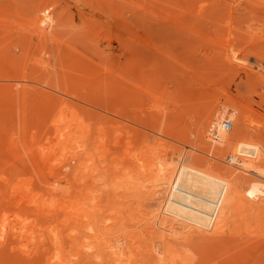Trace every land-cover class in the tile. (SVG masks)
Segmentation results:
<instances>
[{
	"label": "rangeland",
	"instance_id": "obj_1",
	"mask_svg": "<svg viewBox=\"0 0 264 264\" xmlns=\"http://www.w3.org/2000/svg\"><path fill=\"white\" fill-rule=\"evenodd\" d=\"M12 1H14V0H12ZM12 1L11 0H8V1L7 0H0V9H1L0 11L2 12L0 14L4 18L5 13H7V11H8L7 14H9L10 17L6 14L8 17L4 18V20L7 21V20L11 19L9 21V23L6 22L7 24H10L11 26H9L7 24L4 25L5 24V21H4V24L0 22L1 23L0 24V157L1 158H4V161L7 160V163L6 164L10 163L9 161H16V160L19 161L21 159L22 160H25V162H26V159L31 162V158L28 159L29 156H28V153L26 152V146L27 145H28V148L30 146L32 148V149L30 148V150L33 151V149L35 150L36 145H39L41 143H44L45 144L46 142H48V136H49V139L51 138L50 139V142H52L51 141L52 138L53 139L56 138L55 137L56 135H53V133L55 132L53 129L54 128L58 129V125H55L54 124L55 119L56 120L61 119V118H59L60 115L59 116L57 115L58 119L57 118H55V119L53 118L54 121L52 120V117H54V115H56L58 111L60 113L61 110H62V113H63V111H65L64 113L66 115L68 113H70L71 114L70 116H72V114H73L72 120H74V117L77 116V114L79 116L80 115L79 113H81L82 115L84 113L87 116L90 113L93 117L95 116L96 119H98L97 117H99V120H100L101 119V117H100L101 115L99 114V112H102V116H103L104 119L102 118L100 121L98 120L97 123L98 122H100V123L102 122L103 123V120H104V123H105L106 122L105 120H110V119H105L106 117L108 118L109 116L110 117H113L114 116L113 117L114 119L111 118L112 119V122L110 120V121L106 122L107 124H104L103 123L104 126L109 125V128L112 129L114 127L113 126V124H114L113 121L117 117V115H114L113 112H115V110L118 109V107H119L118 105L120 103L122 104L123 99H124L123 98L122 101L120 102L119 101V97L118 98H115V99H118V102H119L118 105H116L117 103L115 104V101L113 102V100L111 99V98H114L116 96L115 95L113 97V95H111V94H115V93H111V91H108V92L106 91V90H108L109 87H110L109 90H112L113 86L115 84H118L116 82L113 83L115 81L114 79H116V78H114V75L115 74L117 75V73H118L116 70H115L116 72L113 71L114 68L116 69V66L115 65H117V63H118V60H116V59H118V58H122L123 61H130L133 66L136 65V64H139L137 66H140V64H141L142 65L141 66L142 68L145 67L143 70H140V67H139V70H140V73L139 74L140 75H141V73L143 74V71L146 68H147V72H148V70L152 67L151 68V70L153 69L152 73H154V69L157 70L158 68L159 69H162L163 68L162 71H163V74H165V77H164L163 74L160 75L162 77H160L159 74H157L156 76H157V78H159L158 79L159 82L158 81L157 82L159 84H157L156 82H154V83H156L155 86H154V83H152V85H153V88L152 89H154V91H151V87L148 88L150 90V92H152V94H154V97L155 98L153 97V99H152V97L150 99H147V96L144 95V93H145L144 92L145 91L144 89H143L144 90L143 91L144 93L141 92L142 91L141 89L139 90V88H141V87L144 86V82L145 81L142 83L143 86H142V84H138V82L143 81L142 78L144 76L142 75L143 77H141L140 80H139V77H138V80L136 79L138 82H135V83H137L141 87L140 86L137 87L138 85H136L135 87L138 88V90L134 86L133 87L137 91L140 92V93L138 92L139 93V96H141V93H143V96L144 97L146 96L145 98L147 99V101H145L146 99H144V101L143 100H141V101L139 100L140 102L138 101V99H141V98L138 97V95H136V93H137L136 90L135 91L130 90V89H132V87H131L132 85L131 86L130 85L128 86V83L130 81L127 82V83H125L126 80H127L126 77H125V82L124 83L120 81L122 83L121 85L124 86V84H126L125 86H127V87H124L125 90H126V88H128V91L130 90V92H127V94L128 93H131V91L135 92L134 97L136 96L137 98L135 99L133 97V99H135V101L137 100V103H136L137 105L134 102H132L133 105H131L132 104L131 103V100H133V99H129L128 100V95L125 92H123V93H125V94H123L120 91V94H121L120 97H122V94L123 95H126L125 98L127 99V101H129L127 103V109L128 110H131L132 109L131 112H133V115H132L133 117H131V116L130 117H131V119L133 118L132 119L133 121L130 120V118H127L129 116L128 115H125V114L124 115L128 119L127 121L124 120V119H126L125 117L124 118L117 117L116 120L119 118V119H123V121L121 123H125V121H126V123L129 124L128 122H130L131 123V126L129 128H131L133 130H135L134 128H136V127L139 128V129L142 127V129H141L142 132L141 133H143V131H147V132H150V131L152 132L153 131V133H151V135H150V133H148L150 136L146 133L151 139L154 138V136L152 134H155V135L157 134L156 139H158V141H159L158 136L160 137V140L162 139V136H163V139L165 140V142L167 141L166 139H170V141H174L176 143L178 142L177 144L182 143V145L179 144L180 146L179 147H176V145L173 144L174 142H171V145L176 147V148L175 147H171V148H174L175 150H177V148H178V150L182 154V156H184L185 153H188L189 154L190 151H193V150H190V146H191V143H192V139L194 140V134L192 132V130L194 128L192 129V127L190 125H192V126L195 125V121H196L195 118H197V115H199V117H200V112H201L200 111V109H201L200 107H203V106H200V105L206 104V103H203V101L206 102V100L208 101V99L212 100V96L209 97V95L212 94V93L209 94V92H211L210 90L213 88L212 85H209V87L208 86H204V87L198 88V89H200V91H202V90L206 91V92H204V91L203 92H200L199 90H197V93L198 94L196 93V91H194V90H192L190 88H193L191 86L195 82L199 81L203 77V74H205L204 72H207L210 69H211V71L214 69V71L212 72L213 73V76L215 75L214 77H216V80L217 79L219 81L222 80L221 82H223V84L226 83L227 86L225 84L224 85L227 88L231 84L232 87H229V88L230 89L232 88L234 91H232V89L229 90V88H228V90L231 92L230 94L233 97V99L236 98L237 100H241L249 108H252L253 111H251V109H250V113L252 112L251 115H252L253 118H251V119H253V120L250 119V121H252V122L249 121V123H251V127L252 126H255V127L258 128V126H261L260 124H262V122H264V65H262V63H264V0H41V2L39 4L35 5L36 8H37V6H40V9H41V12H40V14L38 16V17H40L39 18V22L41 24H43L44 26L47 27V34H43L41 36H40V33L37 30H35L34 25H32V22L33 21H32V18H31L32 16L35 15V13H36V11H37L38 8L37 9L36 8L34 9V5L33 6L31 5L32 7H30V5L27 4L28 7H30V9H28L29 10L28 11L27 8H26L27 5L23 8V6H24L23 5L24 3H22L23 0H21V3L18 2V1H20V0H18L17 1V5L21 7V8H19V7L18 8L20 9V11L22 9V12H18V9L15 10V11H13L12 8L13 9L14 8L16 9L17 5H15L16 4L15 1L13 2V4H14L13 5L12 4ZM48 1L51 4H46L45 5V3H48ZM8 4H12V5H10L11 7H9ZM41 4H42V6H41ZM3 8H5L6 10H4ZM10 8H11V10H10ZM25 8H26V10L24 11L23 9H25ZM33 10H35V13L34 14H33V12H31ZM9 11H10L11 15H10ZM16 11H17V13H15ZM23 11L26 13V15L25 14H22L21 16H25L24 18H27L28 20L27 19H24L23 17L20 16V13H24ZM3 12H5V13H3ZM31 14H32V16H31ZM27 15L28 16L30 15L31 17L29 16L30 17L29 18V17H27ZM17 16H19L20 18L17 17ZM142 17L145 18V19L147 18V19L144 20ZM3 18L0 16V20L1 21L3 20ZM6 30H8V31H6ZM2 32H4V33H2ZM144 53H145V55L147 54V58L148 59H146L145 56H144V59H146V60H143L142 59L143 56H141V61L138 60L137 58H140V55H142V54L144 55ZM191 54H192V56H190ZM184 56L186 57V59H185ZM227 56H229L231 58V61H232V62L230 61L231 62V65L229 64L230 62L228 61L229 59L227 58ZM183 57H184V59L182 60ZM105 58H107V59H105ZM101 60H105V61H101ZM186 62H187L188 65L186 64ZM225 62H228V63H225ZM134 63H136V64H134ZM92 64H96L99 67L100 70L98 69V67H96V65H92ZM232 64L235 65V66H232ZM237 64H238V69L236 68V65ZM172 65H174L175 68H173ZM178 65H179V67H178ZM180 65L183 67L182 72H181V70L178 69V68H180ZM191 65H194V67L191 66ZM220 65H222V67ZM92 66H94V67H92ZM110 66H112L114 68H112ZM219 66H220V68H219ZM166 67H168V68H166ZM184 67H185V71L186 72L184 71ZM196 67H197V69H196ZM198 67H199L200 70L198 69ZM231 67L232 68L235 67L236 70H239L237 72V75H236V72H234V71H236V70H234L235 68L232 69ZM240 67L242 68V70H240L241 69ZM105 68H107V69H105ZM194 68H195V70H194ZM221 68H222V70H225V71H223V74L226 72L224 74V76H223V74L220 73V75H219V73H218V72H220L219 70ZM134 69H136V68H133V70ZM86 70H89V71H86ZM176 70L177 71H180L181 75H180L179 72H176ZM164 71H167L168 73L167 72H164ZM199 71H201V72H199ZM211 71H210V74H211ZM114 72H115V74H114ZM147 72L144 71V73H145L144 75H146ZM111 73H113V75ZM149 73H150V71H149ZM157 73H160V72H157ZM85 74H88V76L85 75ZM94 74H96L95 75L96 76L95 78H96L97 81L95 80L94 76L92 77V75H94ZM100 74L104 77L103 79H101L102 76ZM106 74L107 75H110V76H113V77H108L110 79V80H108ZM131 74H132V72H131ZM185 74H188V76H185ZM206 74H208V73H206ZM89 75H90L91 78L89 77ZM136 75H135V78H137ZM140 75H137V76H140ZM118 76L119 75H117L116 77L117 78H120ZM147 76L148 75H146V77ZM154 76H155V73H154ZM168 76H169V78H168ZM70 77H71V79H70ZM98 77H99V79H101L100 81H98V79H97ZM132 77L133 76H130L129 78L131 79ZM146 77H144V79ZM149 77H150V74H149ZM171 77H172V80H171ZM175 77H176V79H175ZM67 78H68V80H67ZM72 78H74V79H72ZM105 78H107V79H105ZM122 78H124V76ZM187 78H189V79H187ZM78 79H80V83H78V81H79ZM195 79H197V81H195ZM88 80H89L90 83L88 82ZM133 80L135 81V79H133ZM151 80H153V78ZM189 80L193 81L192 82V85H190L191 82ZM116 81L119 82V80H116ZM148 81H150V80H148ZM162 81H163V84L165 86L162 84ZM170 81H172L173 83L170 82ZM186 81H189V82H186ZM67 82H68V84H67ZM107 82H109L108 83L109 86L107 85V87H106ZM185 82L186 83H189V84H186ZM94 83H95V85H94ZM110 83H112L113 85L112 84L110 85ZM78 84H80L81 86L78 85ZM101 84H103V85L105 84V85L102 86ZM129 84H133L134 85V83H129ZM148 84H151V83H148ZM148 84H146V85L148 86ZM161 84H162V86H161ZM203 84H204V82H203ZM89 85H91V86L93 85L92 86L93 88L91 86H89ZM173 85H175V86H173ZM177 85H178V88L181 89V90H179L176 87ZM94 86H95V88H94ZM96 86H98L100 89L98 87H96ZM116 86L117 85H115V87ZM157 86H158V88H160V90H158V92L156 93L157 90L155 88ZM163 86H164V88H163ZM170 86H171L172 89L175 87L173 89V92H171L172 89L170 88ZM167 87H168V89H167ZM89 88L92 89V90H89ZM96 88H98V90L99 91L101 90V91L99 92ZM119 88H121L120 85H119ZM119 88H117L118 89L116 91L117 93H119ZM145 88H147V87H145ZM182 88H184V89H182ZM102 89H106V90H104L105 92H103L104 94H102ZM148 89H146V90H148ZM164 89L168 90V92L166 90H164ZM94 90H96L97 93ZM120 90H122V89H120ZM81 92H83V93H81ZM133 92H132V95H133ZM199 92H200V94H199ZM94 93H96V94H94ZM105 93H106V95H105ZM176 93H178V95ZM152 94L149 95V96H153ZM206 94H209V95L205 97ZM129 95H130L129 97H132L131 94H129ZM169 95H170V98H173L175 101H173V99L171 100L169 98ZM176 95H177V99L175 98ZM159 96H160V98H159ZM191 96H193L194 98L192 99ZM179 97L182 98V99H180ZM204 97L207 98V99H205ZM88 98L89 99L91 98L90 99V102L88 101L89 100ZM108 98H110V100L112 102ZM178 98H179V100H178ZM213 98H215V97H213ZM151 99H152L153 103H154V101H156L155 102L156 104L151 103V101H150ZM156 99H158L159 102ZM103 100H105L107 102L104 103L105 101H103ZM170 100H171V102H170ZM181 100H183L182 101L183 103L181 102ZM189 100H191V101H189ZM97 101H100V102L102 101L101 104L103 105V103H104L105 106L104 105L103 106L99 105L100 103L97 104ZM229 101H231V100H228L227 103L230 104ZM92 102H93V104H92ZM73 103H75V105ZM94 103H96L98 106L95 105ZM112 103L115 104V109H114V106H113L114 104H112ZM125 103H126V101L123 104H125ZM139 103H141V106H140ZM143 103H145L144 104L145 106L142 105ZM179 103H180V105H182L181 106L182 108L179 107L180 105L179 106L177 105ZM191 103L193 105L194 104L195 105L197 104L200 109L197 107V105L196 106L195 105L193 106V105H191ZM107 104L109 105V108L107 107L108 106ZM129 104H130V107L133 106L132 108L129 107L130 109L128 108V105ZM157 104H160V107L159 108L157 107L158 106ZM161 104H163L162 105L163 108L167 104L164 112L162 111L163 109L161 107ZM231 104H232V101H231ZM82 105L85 106V109L83 108ZM110 105H112L113 107L110 106ZM125 105H123L121 107H123L126 111H128L124 107ZM154 105H156L157 110H159V111L161 110L162 111L160 113H163L164 114V115L162 114L160 116L162 118L164 117L163 119L158 117L159 116V111L157 112L156 107L154 108ZM87 106H88V108H86ZM116 106H117V108H116ZM192 106L194 108L195 107L196 108L193 110ZM110 107H112V108H110ZM141 107H144L145 109L144 108H141ZM146 107H147V109H150V107H151V109H153V108L154 109L153 110L150 109L151 110L150 111V110H146ZM185 107L188 110H189V108H190V110L192 109L191 110L192 113L190 112L191 113L190 114L188 112V110H186L187 112L185 111V113H184L182 110H185L184 109ZM74 108H76V109H74ZM81 108H83L82 110L84 112H81ZM139 108L144 109V110L141 111V109L139 110ZM170 108H171V110H170ZM97 109L99 111H97ZM106 109H108V110L110 109V110L108 111ZM121 109L119 107V111ZM135 110H137V113H138L137 115L139 117L138 116L136 117V115H134V114H136V111ZM167 110H168V112L171 111V113L167 114L168 112H165ZM172 110L174 111V113H178L177 114L178 122H177L176 118L173 119L174 117H176V115L174 113H172L173 112ZM197 110L200 111V112H198ZM116 111H118V110H116ZM124 111H122V112H124ZM147 111H148L149 114L146 113ZM104 112L107 113V114H105ZM140 112H142V113H140ZM64 113L62 114V115H64L63 117H66L67 118V116L69 114L66 116ZM125 113L127 114L128 112H125ZM129 114H131V113H129ZM140 114H141V116L143 114H146V116L143 115V116H145L144 119H143V116H142L141 122H143V123H141V122L138 123V121H140V119H141ZM150 114H151V117L149 119L148 116H150ZM173 114L175 115L174 117H173ZM179 114H181V115L185 114L186 117L187 116L188 117L186 118L183 115L184 116L183 117V121L180 122L179 119L181 118L180 117L181 115L179 116ZM195 114H196V116H195ZM96 115H98V116H96ZM169 115H171V116H169ZM78 116H77V118L75 117V119L78 120V118L81 115L79 117ZM60 117H62V116H60ZM84 117L85 116H83V118ZM154 117L155 118L158 117L160 120L158 118L157 119H153ZM66 118H63V119L66 120ZM81 118H82V116H81ZM87 118H85L86 121L88 120ZM151 118L153 120H155L154 122L152 121V124H151V120H152ZM168 118H170V119H168ZM171 119H173L175 121H173V120L171 121ZM192 119H193V121L190 122ZM197 119H199V118H197ZM65 120H63L62 122H64ZM67 120H68V118H67ZM69 120H71V117L69 118ZM72 120H71V123H73ZM77 120L75 121V123L77 122ZM82 120H84V119H82ZM89 120L92 121V122H94L93 119L91 120V118ZM118 120H117V123H119V124H116L115 123V125H116L115 127L116 128H117V125L119 126L121 124L120 123L121 120L119 122H118ZM136 120H137V122H136ZM156 120H157V122H159L161 120H164V121H162V123L164 125H162L160 122H159L160 123V125H159V123H157ZM167 120L168 121L170 120L169 121L170 123ZM180 120H182V119H180ZM66 121H65V124H66ZM80 121L78 120V124L81 123ZM86 121L85 120L83 121L84 122L83 125H85V123L88 125V123ZM144 122H146V123H144ZM164 122H166V124ZM174 122L176 124H174ZM186 122L187 123L190 122V124L189 123L187 124ZM67 123H68V121H67ZM71 123H68V124H71ZM75 123L71 124L72 126L71 125L70 126L73 127V125ZM97 123H96V125H97ZM111 123H112V126H111ZM136 123H138V124H136ZM149 123L151 124V126H148ZM156 123H157L158 126L153 125V124H156ZM168 123H169V126L171 128L167 127L168 126ZM171 123H173L175 126L173 124H171ZM61 124L63 125V123H61ZM139 124H141V125H139ZM144 124H145L146 127H144ZM83 125H80L79 124V126H82V127H84L86 129L87 127H85ZM165 125H167V126L165 127ZM61 126L59 124V128L62 130L64 128V125L62 126L63 128ZM94 126H95V123H94ZM163 126H164V130H163ZM185 126H187V127L189 126L188 127L189 129L186 128ZM249 126H250V124H249ZM100 127L101 126H99L98 130H95V128H94V133L93 134H95V132H97L96 135L99 134L98 131H100ZM115 127L113 129H116ZM124 127H128V126L124 125ZM151 127L152 128L157 127L156 129H158V127H159V130H157V131H156V129H154L155 131L154 130H151L152 129ZM92 128L90 127V129H92ZM107 128L108 127H105L104 129H107ZM167 128H169V129H167ZM60 129H58V130H60ZM65 129H67V131L70 130L69 128H66L65 127L63 129V131ZM88 129H89V127H88ZM104 129H103V131H104ZM143 129H145V130H143ZM160 129H162L166 134L164 133V135H161V134H163V132L161 134L158 133V131L159 132L162 131V130L160 131ZM45 130L47 132L46 135H45ZM71 130H73V128H71ZM78 130L79 129H77L76 132H78ZM80 131H79L78 134L76 132L75 133L77 135L83 133V132L80 133ZM90 131H92V130H90ZM103 131L102 132L100 131L101 134H104L105 133ZM105 131L109 132L111 130H105ZM113 131L114 130H112V132ZM122 131L125 132V130H122ZM130 131L131 130H129V132ZM177 131H179V133ZM184 131L186 132V135H188V136L184 135V133H185ZM49 132L54 137L51 134H49ZM134 132H136V131H134ZM114 133L116 134L115 131H114ZM125 133L128 134V132H125ZM169 133H171V135H173V137L170 136L171 137L170 138L169 136H167V135H170ZM176 133H178V134H176ZM54 134H57V133H54ZM93 134H92V136L94 137ZM108 134L109 133H107V135ZM129 134H131V133H129ZM139 134H140L139 132L138 133H135V135H138L139 137H140V135L141 136L143 135V134H140V135ZM144 134H145V132H144ZM44 135H45V137H44ZM50 135L52 137H50ZM96 135H95V137H96ZM107 135L105 134L103 137L101 135H98V136L101 137V138H103L104 140L105 139H108L109 140L111 138L112 134H109V136H110L109 138L107 137ZM89 136H90V132H89ZM98 136H97V139L96 138H93V137H90V138L96 139V140H94V142H91V143H90V141H92L93 139L91 140L89 138L90 141H88V138H87V140H85V142H84V141H82L83 138H82V140H80L81 138H79V140L82 141V142H80V144L81 143L82 144L83 143L87 144L86 141H88L90 143V145H89L90 149L89 150L93 151L94 147H96V146L98 147V144H95V142H99L100 141V140H98L99 139ZM123 136H124V133H123L122 137ZM151 136H153V137H151ZM104 137H106V138H104ZM133 137L135 138V136H133ZM164 137H166V138H164ZM191 137H192V139H191ZM112 138H113V136H112ZM126 138H129L130 139L132 137L131 136L128 137V135H126ZM134 138H132V139H134ZM143 138H142V140L141 139L140 140L143 141ZM146 138H147V136L145 137V139ZM173 138H174V140H173ZM177 138H182V139L176 140ZM186 138L187 139L189 138V139L187 140ZM103 139H101V141ZM156 139H155V141L154 140L153 141L156 142L157 141ZM36 140L38 142H41V143L38 144V142H37L35 144L34 142H36ZM40 140H42V141H40ZM112 140L115 141L114 138ZM112 140L110 139V141H109V142H111L110 144H112ZM134 140H131V141L133 142ZM136 140H138V141H136ZM136 140L135 141L138 142V146L141 145V147L139 146L140 147L139 149H141L142 146H143V149H141V150H144L145 152L148 151L147 153H145V156L146 157L143 159V161L141 160L142 162H144L145 160H147L149 158L147 156L150 155L149 152H150V149L152 150L153 145H154V147H153V150L152 151H153V153H155L154 151H156V149L154 150V148H157L163 142L162 140H161V143H159L157 141L156 143L158 145H156L154 142H152L153 145L150 144L149 145V148H148V143H149L150 140L148 139L149 141H147V139H146V141L148 143L146 141H144V143L145 142L147 143V148H144V145L145 144H143V142L140 143L139 138L136 139ZM186 140H187V142H186ZM190 140H191V142H190ZM183 141H185L186 143L184 144ZM53 142H57V139H55ZM103 142H105V141H103ZM109 142H107V143L105 142V145L102 144L103 147L101 149H98V150L96 149L97 151H100V153H101V154L100 153L98 154L99 157L100 156L102 157V158L100 157V160L101 161L103 159H105V156H106L105 161L109 157V154L108 153H106L108 156L106 154H103L106 151L105 152H101V151H104V150H108L109 149V146H110ZM132 142H130V143H132ZM136 142L135 143L133 142V145L136 144ZM32 143H34L35 146L32 145ZM168 143L170 144V142H168ZM24 144L26 145L25 147H24ZM46 144H48V143H46ZM78 144H79V142H78ZM91 144H94V146L91 145ZM108 144H109V146H108ZM187 144H189V148H187L188 147ZM136 145H135V147L137 148L138 146H136ZM166 145L167 144L161 145V146H159V148L161 149L162 146H165L163 148V149H165L166 148ZM40 146H42V145H40ZM46 146H43V147H45V149H46ZM100 146L101 145H99V147ZM105 146L108 147V149H105L106 148ZM183 146H184V148H182ZM89 147L87 146V150H88ZM114 147L116 149V146H114ZM77 148H79V147L77 146ZM111 148H113L112 145L110 146V149L109 150H111ZM133 148H132V152L131 153L129 152L128 154L131 155L134 152L133 150H135V153L138 152L137 154H140L139 152L142 153V151H139L138 148L137 149L136 148L133 149ZM159 148H157V149H159ZM192 148H193V144L191 146V149ZM115 149L114 150H111V151H113V152L114 151H117ZM117 149H118V146H117ZM124 149L125 148H123L122 150H124ZM128 149H129V147H128ZM146 149H149V150H146ZM188 149H189V152H187ZM185 150H187V151H185ZM50 151L52 152V150H50ZM57 151L59 152L58 149H56V151H53L52 152V155L53 156L57 155ZM88 151H87V153L88 154H91ZM128 151H131V150L129 149V150H127V152ZM33 152H35V153H33ZM33 152L32 153L34 155H33L32 160L34 161L36 159V157L39 158V156H38L39 155V152L37 153V149L35 151H33ZM96 152H94V153H96ZM157 152H158V150H157ZM228 152H226V154ZM135 153L133 155H136ZM153 153H152V155H153ZM156 153L154 154V161L155 162H158V160L160 159V154L158 153L159 155H157V157H158L157 158L155 156ZM88 154L85 153V155H87V157H89ZM102 154H103L104 157L102 156ZM128 154H127V156H128ZM142 154H144V152ZM146 154H148V155H146ZM111 155H112V153H111ZM114 155L116 156V153ZM140 155H139V157H137V159H136L137 161H140V158H141ZM58 156H59V154L57 156H55V157L58 158ZM95 156H96V154H95ZM95 156H93V159L95 158ZM112 156H110V159L111 160L112 159H115L114 158L115 156H113V158H112ZM129 156H128V158L130 160V157ZM161 156H162V153H161ZM55 157L54 158L53 157H50V158H53V159H51V160H53V162H54V159H56ZM132 157H133L132 159L135 158L134 156H132ZM18 158H20V159H18ZM38 158L35 160L34 163L33 162L31 163V166H30L31 169L29 168V166L27 165V163L25 164V167H23L24 166V163L23 162H17V161L15 162L16 164H18V166H20L22 164V167L20 166V169H19L23 173V177H21V179L27 180L29 177H32V181L35 182L36 181L35 180L36 177H38L36 175H40L39 172L43 173V175L41 174L40 177L42 176L41 178H43V179L45 178L46 181L43 180V179H40V178H39L40 179V181H39V179L37 178L38 181H36V182H38V183H35L33 185V186H35V185L37 186L38 185L37 188H40L41 187L40 188L41 190L38 189V193L37 194L38 195L40 194V197L41 198H44V196H45V198H47L46 197L47 194H48L47 196L49 197V195H51L50 193H54L55 192V195L56 194H59V195L56 197L54 194H52L51 196L56 197L59 203L57 202L56 198L54 199L52 197L55 200L54 201V204H55V202L57 203V204H55L53 206H57L58 204L60 206L61 203L62 204L64 203L65 207H64V205H62V207L64 208V210H66V209L69 210L70 208L67 207L68 206L67 204L70 203V200L73 201V198H72L73 195L72 194L75 193L74 186H75V184H77L76 187L79 186L80 184L78 185V182L80 183V181L78 179H76V178H74V179L72 178V180H70L71 178H69V179L67 178L68 180H66L61 175V173H59L60 170H58V169H61V165H59V164L57 165V171H59V172H57V171L56 172H53L54 175H55V177H54L53 173L49 171L48 166H46L47 163H48V161H47L46 164L44 163V161L41 163L39 161V160H41V158L40 159H38ZM60 158H63L62 160H64V157H60L59 156V158H58L59 161L61 160ZM138 158H139V160H138ZM95 159L93 161H96ZM110 159H109V161H110ZM132 159L130 160V162H132V163L129 162L128 164L129 165L133 164V165H131L132 167L133 166H136L135 164L138 165L139 162L134 163L135 162L134 161L135 159L134 160H132ZM37 160L42 164V165H40V168H41V170H43V172L40 171V168L37 166V165H39V164H37ZM48 160H50V159H48ZM100 160L96 161V163H99ZM129 160H127V161H129ZM89 161H91V159ZM101 161H100L101 165L99 164L100 165L99 167L103 166V168H104V165H106L105 166L106 167L105 169L108 170V166L109 165L107 166V164H110L111 162L110 163L107 162V164H106L105 161L103 160V164L104 163L105 164L102 165V162ZM112 162H114V160ZM43 163H44V165H43ZM114 163H112V164H114ZM13 164H14V162H13ZM13 164H11V165L9 164V165L4 166V169H6L5 167H8V169H10L11 168L10 166H13ZM16 164H14L15 165V169H18V166L16 167ZM33 164H35V165H33ZM3 165L2 166L0 165V166L3 168ZM43 166H45L46 168H44ZM13 167H12V170L11 171L6 169L8 172H6V170L5 171L3 170L4 171L3 172L2 171V168L0 169V171H2V172H0V174L2 173V175H3V176L1 175L2 176L1 177V180L2 179L4 180V181H1L0 180V185L2 187V188L1 187L0 188L3 189V190H5V191H7V189H9L10 186H11V184L9 185V183L10 182L12 183L14 181V180L10 181V179L12 178V176L14 174L16 176V173L13 172V169H14ZM111 168H114V167L112 166ZM111 168H109V170ZM101 169H102V167H101ZM105 169H103V171L101 170V174L102 173L104 175L106 174L105 175V178L102 177L103 178L102 179L101 178V176H102L101 174H99V175L97 174L98 176H96V177L98 179L95 178L96 181L99 180L97 183H98V185L101 184L100 185L101 188L103 186H104L103 189L106 188L103 191V194H106L108 196V197L105 198V195H103L101 193L102 190L101 191L97 190L98 192H100V194L97 192L100 195V197H98V198L102 202V204H101L98 201V204H99L98 206L100 207V209L106 208V209L103 210L102 213L104 214V212H105L106 214H104V215L107 216V217H109L110 211H111L112 208L109 209L110 211L108 210V208L109 207H114L115 204L117 203L116 204V207H114L115 209H112V211H111V215L113 214V211H114V214H113L114 217H117V218H118V216L121 217L122 212H123V214L124 213L126 214V212H127L126 211V208L127 207H129L130 210H131V208L133 209V212L132 213H134V210L136 212H138L139 209H141L143 211H144V209L145 210H148L149 211V216H150L151 215L150 214L151 211L148 208L149 205H150V203H149V205L147 207L148 209H146V206H145L147 204H144L143 205L144 206V209H143V207H140L141 204H142V202L143 203L144 202L148 203L149 201L145 199L146 198L145 195H142L141 194V196H144V198L143 197L141 198L140 195H138V194H140L137 191L138 189L137 190L134 189V191H132V193L131 192L130 193L128 192L131 195H133L134 193H138L137 195L140 197V200H138L140 202V204H138V205H140V206H138V209L137 210H136V208H137L136 205H132V204H135V201L133 203V200L134 199L133 198H130V197H129L130 199H133V200H131V202L129 201V199H126L127 201H125L124 199L121 198L122 199L121 200L120 197L117 196L118 200L117 201L115 200L116 201V203H115V201H114L115 195H113L114 192H113V194H111V192H110L111 190L110 189H111V187L114 188V186H116V184L115 185L112 184L111 187L109 186V184H110L109 181L112 182V180L114 179V174L112 172L113 170H111V172H109V174H108V171L105 170ZM135 169H137V168H135ZM38 170H39V172H38ZM100 170H98V171L100 172ZM9 171L12 172V174H10ZM15 171L18 172V170H15ZM104 172H106V173H104ZM8 173H9V176L10 177L7 176ZM137 173L135 172L134 174H137ZM18 174H17V176H18ZM107 174L108 175L111 174L112 176L110 175V177H112V178H110V177L107 178V176H108ZM51 175H52V177H51ZM5 176L7 178H5ZM17 176H16V178H17ZM24 176L26 178L27 177L28 178L25 179ZM137 177L142 178L140 175L139 176L137 175ZM16 178H14V179L16 180ZM53 178H55V179H53ZM99 178H101V179H99ZM58 179L61 180V181H59ZM104 180L106 181V183L108 185V186L106 185V187H105V185L102 186V184L105 182ZM138 180H140V179H138ZM141 180L143 181V179H141ZM7 181H9V182L7 183ZM18 181H19V179H18ZM57 181H59L60 183L62 181L66 182V183H62V185H64V184L66 185L67 184V181H68V185H71L69 183H72V181L74 182L73 183L74 186L71 185L73 188L71 186H68V185H66V187H65L66 188V191H68V190L70 191L68 193V195H67V193L66 194L65 193L64 194H60L59 193V191H58L59 190L58 189L59 187L58 186H60V185L57 183ZM153 181H154L153 175H149V177H146V175H144V182L145 183H148L149 182L151 184ZM15 182H17V180ZM53 182H55V183H53ZM99 182H103V183H99ZM4 183H7L6 184L7 186ZM46 183H48V184H46ZM50 183H52V184H50ZM149 183H148V185H149ZM50 186H51V188H50ZM52 186L53 187H58V188H56V189L54 188L53 189ZM46 187L47 188L49 187L48 189H51V190L46 189ZM80 187H81V185L79 186V189H80ZM107 187H109V189ZM147 187L150 188L151 186L149 185ZM42 188H43V190H42ZM62 189L64 190V187H62ZM62 189H60V192L61 193H62V191H61ZM144 189L146 190V188H144ZM113 190H115V188ZM41 191H42V194L39 193ZM107 191H108V194L106 193ZM70 194H71L72 197L70 196ZM65 195L68 198H70V199L69 200L67 198L65 199V197H66ZM110 195H113V198L114 199H111V201L109 200V202H108L106 200L108 198H112V196H110ZM137 195H136V197H137ZM102 196H104V197L101 199ZM58 197H60V199ZM47 199H49V198H47ZM63 199H65V201H67V203L65 201H63ZM137 199H139V198L137 197ZM47 201H49V200H47ZM72 201H71V203H72ZM104 201H105V204L107 203L106 204L107 205L106 207L104 206L105 204H103ZM122 201L124 203L126 202L127 204H123ZM138 201H136V202H138ZM113 202L115 203V204H113L114 206L112 205ZM118 203H120V205ZM87 205H89V204H87ZM117 205H119L120 209L117 208ZM124 205H126V208H125ZM91 206H89L88 209H92V208H90ZM102 206H103V208H101ZM121 206H122V208H121ZM151 206H152L151 210H153V207L155 206V204L153 203V205H152V203H151L150 207ZM34 207L35 206H33V205L30 206V207L27 206L28 212L31 211L32 214L34 213L33 216H32V214H28V216L29 215L32 216L31 219L34 218L33 220L35 222H36L35 219H37L38 221H46V220L49 219V217L42 218V216H39L38 213H36L34 211ZM57 207H54L53 209L51 208V210L53 212H55V213H60V212L61 213H64V210L61 207H60V209L63 210V212L62 211H59L60 209L58 210V212H57V210L54 211V209L55 208L57 209ZM123 208H125V210H123ZM129 208H127V210ZM117 209H119V211ZM121 209L123 211H120ZM106 210H107V212L109 211L108 214H107ZM116 210L118 211L119 214L117 213ZM52 211H49V212L52 213ZM140 211H139V214H142L143 211H141L142 213H140ZM148 211H146V213L144 212L145 213V217L148 215L147 214ZM120 212H121V214H120ZM129 212H131V211H129ZM136 212L134 213V215L132 213L130 214V215H132V220L131 221L133 223H135V226H137V224H138V226H140L139 227L140 232H139V230L138 231L137 230H134V227L135 226L132 225L133 223H131V225L129 223H127V220L126 219L128 218V221H129V217H130V216H128L129 215L128 212H127L126 215L125 214L122 215V217L123 216L124 217L127 216V218L126 217L125 218L123 217L126 220V222H124V224H125V227L126 228L129 227V226H131V228L130 227L127 228L128 230L125 229L124 225H122L121 222L118 223V224H114V229L116 228L115 230L116 231L119 230V232H116L115 231L114 234H112L113 237H115V235L116 236L117 235L119 236V235L123 234L124 231L125 232L130 231L131 233L128 232L129 235L127 233H125V232L124 233L127 234L128 236L132 237V238H129L125 234H124V236H126L127 238H122L121 236H123V235H121L119 237L117 236L118 240H120V242H123L124 241V244L125 245L128 243V242H126L127 240H125V239H128L129 238V242L132 245V247H131L130 246V243H129V245L127 244L126 246H124V244H123L124 249L126 251L124 254H126V256L124 258L123 257L124 254H123L121 256L122 257L121 260L122 261H125V260L128 261L127 259H129L130 258L129 256H131L132 261H134V259L136 260L133 264H136V262H138L137 264H139L140 261L142 262L141 264H156L158 262L160 264H165V263L168 264L169 262H165L167 259H164V257H163L164 254L157 255V256H159L158 257L159 260H155L156 257H154L155 258L154 259L155 261L154 260L151 261L153 258H147L148 255L146 253L148 251L152 250L153 245L156 243L155 241L158 242V240H155L156 239L155 238V239H153V242H150V241H152V239L149 237L151 240L149 239V241L148 240L147 241H148L149 244L152 243V245L150 244V247H152V248L149 250L148 248H150V247H149L148 243L146 244V241H145V239H146L145 237H148V235H146V234L143 235V233L146 230L144 231L145 227H144V229L141 227L142 226L141 223H143V221H142L143 219H141V217L144 216V213L141 215V217H140V215L139 216L137 215V217H136V215H135V214H137ZM9 214H11V213H9ZM103 214H99V219H100L99 220V222H100L99 225L100 226H104V225L107 226V224L108 223L110 224L111 222L106 221V219L102 220L105 217V216H103ZM133 216H135L137 219L135 217H133ZM123 218H122V220H123ZM58 219L60 220V217L58 215L54 217V220H58ZM130 219H131V217H130ZM134 219L137 220V221L135 220L137 223L134 221ZM138 220H140V224L141 225L138 223L139 222ZM109 221H111V220H109ZM55 222H57V221H55ZM66 223H68V222H66ZM239 223H240V221H239ZM69 224H65L66 225V227L64 226V228H65L64 231L65 232H67L68 229L72 227L71 222ZM240 224H241L240 227H242V223H240ZM67 225H69L71 227H69V226L67 227ZM126 225H128V226H126ZM231 225H229L228 228L231 227ZM120 226L124 227V229L121 228ZM237 227H239V226H237ZM254 227L255 226L252 227L253 229L252 228H247L246 232L244 231L245 229H243V227H242L241 229L243 230V233H240L241 232L240 230H236V231H238V233L240 235L241 234H242V236L245 235L241 239L239 237V239L241 241L240 240L239 241L237 240V237L238 236L235 238L238 241L237 244L239 245V246L236 245V247L238 246L240 248H243V250L244 249L245 250H244V252H242L243 250L241 251L239 248L234 247L238 251L240 250L241 253H242L241 255L244 256V258L243 257L241 258L240 257L241 255H239V258L240 259H238V260H240V262L235 261V260L233 262V261L230 260L234 264H264V251H262V250H264V245H262V244H264V238H262V237H264V233H262V232H264V229H262L264 227H262V228L259 227V229L256 228V227L254 228ZM66 228H68V229H66ZM118 228H120V229H118ZM114 229H113V231H114ZM136 229H137V227H136ZM236 229H238V228H236ZM230 230H232V229L229 228V233H230ZM260 230H262V231H260ZM226 231L228 232V230H226ZM226 231H225V235H227V234L229 235V233H226ZM253 231H254V233H253ZM132 232L135 235L132 234ZM233 232L235 234H237V232H235V231H233ZM247 233H250V235L248 234L250 237L247 236ZM131 234H132V236H131ZM136 234H140V235H138L139 238L138 237H136V238L140 239L141 241L140 240H136V238H134L136 236ZM141 236H142V239H144L145 243L140 238ZM231 236H232V234H231ZM231 236L230 237L229 236H226L225 237L226 240L225 241L223 240L224 243L228 240V238H230L231 241L233 242L234 238L232 240ZM235 236L236 235H233V237H235ZM256 237H258V238H256ZM119 238H122V240L119 239ZM37 239L38 238H35V239L33 238V241H31L32 240V238H31V240H29L27 242L24 240L27 243V246H25V247H23L21 245H20V247L19 246L13 247L12 244H8V243H10V240H8V243L6 242L3 246L0 245V252H1L0 253V257H1V261L2 262L4 261L3 264H5V263L6 264H28L29 262H30L29 264H43L42 260H43V258L45 256V255H43L44 254V250H45L44 249V246L47 245V244H45V242L46 243L49 242V239L46 237L47 240H43L44 242H42L40 240L41 238L38 239L39 241ZM43 239H45V238H43ZM192 239L194 240V238H192ZM179 240L180 241L181 240L184 241V238L183 239L180 238ZM179 240H177V241L175 240V241L176 242H179ZM36 241H38V244H37ZM40 241L42 242V245L39 244ZM131 241L133 242V244L135 246L138 245V249H137V251L135 253H134L133 250L134 249L136 250V247L132 244ZM135 241H137V242L140 241L142 244L147 245V247H146L147 249L145 247L143 248L144 245H141L140 242L137 244ZM187 241H184V242H187ZM223 241H222V243H223ZM160 242L161 241L159 240V242L157 243V246H158V244L160 245ZM195 242L193 241L192 243L195 244ZM218 242H220V241H218ZM228 242H226L225 244L227 245ZM173 243L175 244V242H173ZM189 243H191V242H189ZM231 243L229 242L228 245L231 244ZM181 244L182 243H180V245H178V247H177V250L179 249V251H178V254L179 255L176 252L177 250H175L177 245L176 246L173 245L175 248H173V250L171 252H167L169 254V256H167V258L171 260V261L169 260L170 261L169 264H176L177 261H178L177 264H195V263H198L199 259L201 261V259H202L201 257L202 256L205 257L204 258L205 261H203V263H198V264H215L214 263L215 261L218 262V263H220L221 261H224V260L218 261V258L219 259H222V258L224 259V256H225L224 264H225V262H226V264H229L227 262L229 261V259L231 258V256L234 254L229 249L230 251H226V252L227 253L230 252V255L232 254L231 256L229 254H228V256H226L224 253H223L224 256L222 255L223 257L217 256L216 255V252H218V250L220 251L221 249H223L220 246L222 245V247H224L223 246L224 244H221L220 246H217L219 244L218 243L215 246H210V252L209 253H208V249H209L208 247H209V245H208V247H207V245L205 246L208 249H205V247L203 248L202 245H201L202 247L199 245L200 247H198V248H199V252L200 253L198 252L199 253L198 254L199 257H196L197 256V253L196 252L190 253L189 255H186V253H188V252H185V250H184L185 253L183 254V251L181 250L183 244L182 245ZM193 244H191V246ZM233 244H232V246H235ZM38 245H41V247L39 246V248H41V249H39V248L37 249ZM127 246L130 247V248L128 247V250H127ZM139 246L140 247L142 246L140 248L141 250H139ZM162 246H163V244H162ZM179 246H181V247L179 248ZM189 246L190 245H187L186 246V243L183 245V247L186 248V249H189L188 248ZM216 246L217 247H220V249L216 248ZM244 246H246L248 249L245 248ZM21 247H23L24 250ZM35 247H36V249H35ZM194 247H195V245H194ZM214 247L216 248L215 250L212 249ZM15 248H16V250H15ZM17 248H18L19 251L17 250ZM196 248H197V246H196ZM201 248L203 249V251L206 250L207 253L204 252L205 253L204 254L205 256L202 253L203 251L201 252V250H202ZM224 248H227V247L225 246ZM234 248H231V249H234ZM27 249H28V251H27ZM130 249H131V252H130ZM190 249H191V247H190ZM190 249H189L190 252H193L194 251V250H190ZM144 250L146 251V253H145ZM237 250H234V251H236L235 253L237 255V256H235L236 259L238 257V254H237L238 251ZM246 250H247V253H246ZM141 251H144V252H142L143 254L141 253ZM180 251L182 252L181 254H180ZM211 251H213V252H211ZM138 252L140 254H142V255H140V257H138V254H139ZM127 253L129 255H127ZM218 253H220V252H218ZM132 254H134V255H132ZM166 254H165V257H166ZM192 254L195 255V258H193V259H196V258L198 259L199 258L198 261L197 260H194L195 261L194 262L192 260V258H189V257H191ZM220 254H218V255H220ZM12 255H14V256H12ZM170 255H171L172 258H169ZM214 255H216L218 258L215 257ZM71 256L72 255L69 256V254H68L66 257H71ZM143 256H145V257H143ZM209 256H210V258H208ZM5 257H6V259H5ZM160 257H162V259ZM187 257L190 260H188ZM227 257L229 258V259H227L228 261H226V258ZM233 257H232V259H233ZM142 258L143 259L145 258L146 261L143 260ZM183 258L186 259V260L184 262H181V261L184 260ZM172 259H173V261H172ZM178 259L179 260L181 259V261H179ZM209 259H210V261L207 262ZM2 262H0V263L2 264ZM233 263H231V264H233ZM79 264H84V263L80 262Z\"/></svg>",
	"mask_w": 264,
	"mask_h": 264
},
{
	"label": "bare ground",
	"instance_id": "obj_2",
	"mask_svg": "<svg viewBox=\"0 0 264 264\" xmlns=\"http://www.w3.org/2000/svg\"><path fill=\"white\" fill-rule=\"evenodd\" d=\"M8 1V0H7ZM12 1V0H11ZM15 1V5H17V1L18 0H14ZM14 1H12V4H13V2ZM24 1V2H23ZM22 1V3H24L22 6H23V8L28 4V5H30V7H32L33 5H34V9L36 8V6L35 5H37V4H39L40 2H41V0H23ZM18 2H20L21 3V0L20 1H18ZM44 2V1H43ZM3 3V2H2ZM26 3V4H25ZM12 4H8L9 5V7H11L10 5H12ZM46 4H51L49 1H48V3H45V5ZM14 5V4H13ZM28 5H27V10L28 9H30V7H28ZM32 5V6H31ZM3 6V5H2ZM41 6H42V4H41ZM6 7V6H5ZM21 8L20 6H18L17 5V7H16V9L14 8H12V10L13 11H15V10H17L18 9V12H22V9H21V11H20V9L19 8ZM49 7V6H48ZM26 8L25 9H23L24 11L26 10ZM38 8V9H37ZM37 11H36V13H35V10H33V11H31V12H33V14L35 13V15L34 16H32V14H31V18H32V25H34V28H35V30H37L39 33H40V36L41 35H43V34H47V27L46 26H44L43 24H41L40 22H39V18L40 17H38L39 16V14H40V12H41V9H40V6H37ZM4 10H6L5 8H3ZM1 10V9H0ZM3 10V11H4ZM8 10V9H7ZM10 10H11V8H10ZM12 11V12H13ZM23 11V12H24ZM29 11V10H28ZM43 11V10H42ZM30 12V13H31ZM0 13H2L1 11H0ZM3 13H5V12H3ZM7 13H8V11H7ZM7 13H5V15L7 14ZM9 13H10V11H9ZM15 13H17V11L15 12ZM22 14H25L26 15V13L24 12V13H20V16L22 15ZM28 14V13H27ZM4 15V18H6V17H8L9 16V14H7L6 16ZM10 15H11V13H10ZM0 16L3 18V16L0 14ZM28 15H27V17H29ZM10 17V16H9ZM12 17V16H11ZM17 17H19V16H17ZM21 17H25V16H21ZM29 17V18H30ZM46 17V16H45ZM4 18H3V20L1 21L0 20V22L1 23H3L4 24V21H5V24L4 25H6L7 23L6 22H8L9 23V21L11 20V19H9V20H4ZM20 18V17H19ZM18 18V19H19ZM57 18V17H56ZM143 18V17H142ZM141 18V19H142ZM8 19V18H7ZM24 19H27V18H24ZM58 19V18H57ZM144 20H146L145 18H143ZM28 20V19H27ZM31 20V19H30ZM16 22V21H15ZM0 23V24H1ZM18 24V23H17ZM23 24V23H22ZM21 24V25H22ZM7 25H9V26H11L10 24H7ZM13 25V24H12ZM20 25V24H19ZM6 31H8V30H6ZM5 31V32H6ZM52 32V31H51ZM50 32V33H51ZM2 33H4V32H2ZM8 33V32H7ZM5 35V34H4ZM3 36V35H2ZM141 56H143L142 57V59L143 60H146V59H148L147 58V54L145 55V53H144V55L142 54V55H140V58H137L138 60H140L141 61ZM144 56H145V58L146 59H144ZM153 56V55H152ZM151 56V57H152ZM187 56V55H186ZM190 56H192V54L190 55ZM189 56V57H190ZM185 57V56H184ZM184 57L182 58V60L184 59ZM194 58V57H193ZM227 58L229 59L228 61L230 62L231 61V58L229 57V56H227ZM105 59H107V58H105ZM185 59H186V57H185ZM188 59V58H187ZM116 60H118V63H117V65H115L116 66V69L114 68V67H112V66H110V67H112V68H114L113 69V71H117L118 73H117V75H119L118 77H120V78H117L116 76V74H115V72H114V78H116V79H114L115 81L113 82V83H118L119 85H120V87L121 88H119V85L118 84H115V85H117L116 87H115V85L113 86V88H112V90H109L110 89V87L108 88V90H106V89H102V94H104L103 92H105L104 90H106L107 92L108 91H111V93H115V94H111V95H113V97L114 98H111L112 100H113V102L115 101V104L116 105H118V99H115V98H118L119 97V101L121 102L122 101V99H123V102H122V104L120 103L118 106L120 107V109L122 110V111H124L125 109L123 108V107H121V106H123V105H125L124 107L127 109V103L129 102V101H127V99L125 98L126 97V95H123V94H127V92H130V90H133V91H135L136 89L138 90V88H136L135 86L136 85H138V84H142L144 81V86L146 85V84H148V83H151V84H148V86L146 85L145 87H147V88H145L144 86H143V84H142V86L143 87H141L140 85H138L137 87H141V88H139V90L141 89L142 91L141 92H143L144 90V95H146L147 96V99H150L151 97H152V99H153V97H154V94H152V92H150V90L148 89V88H150L151 87V91H154V89H152L153 88V85H152V83H154V82H156L157 84H159L158 82V79L159 78H157V74H159V76L161 75V74H163V68L162 69H157V70H155L154 69V73H155V76H154V73H152V71H153V69L151 70V68L148 70V72H147V68L144 70L145 72H147L146 73V75H148L147 77H146V75H144L145 73H144V71H143V74L141 73V75L139 74L140 73V70H143L144 68H142L141 66V64H140V66H137V65H139V64H136V63H134V64H136V65H132V63L130 62V61H123V59L122 58H118V59H116ZM181 60V61H182ZM101 61H105V60H101ZM187 61V60H186ZM184 62V61H183ZM232 62V61H231ZM231 62L229 63L230 65H231ZM100 63V62H99ZM104 63V62H103ZM107 63V62H106ZM131 63V64H130ZM185 63V62H184ZM224 63V62H223ZM225 63H228V62H225ZM101 64V63H100ZM186 64H187V62H186ZM92 65H96V64H92ZM112 65V64H111ZM188 65V64H187ZM137 66V67H136ZM191 66H193L194 67V65H191ZM221 67H222V65H220ZM220 66H219V68H220ZM232 66H235V65H233L232 64ZM89 67V66H88ZM92 67H94V66H92ZM96 67H98L97 65H96ZM103 67V66H102ZM139 67H140V70H139ZM172 67L173 68H175V66L174 65H172ZM178 67H179V65H178ZM182 66L180 65V68H181ZM228 67V66H227ZM132 68V69H131ZM133 68H136V69H134L133 70ZM166 68H168V67H166ZM177 68V67H176ZM180 68H178L179 70H181V72H182V69H183V67L180 69ZM230 68V67H229ZM232 68V67H231ZM235 68V67H234ZM234 68H232V69H234ZM236 68L238 69V64L236 65ZM236 68L234 69V70H236ZM241 68V67H240ZM83 69V68H82ZM92 69V68H91ZM90 69V70H91ZM98 69H99V67H98ZM105 69H107V68H105ZM111 69V68H110ZM196 69H197V67H196ZM198 69H199V67H198ZM216 69V68H215ZM100 70V69H99ZM137 70V71H136ZM165 70V69H164ZM194 70H195V68H194ZM200 70V69H199ZM203 70V69H202ZM227 70V69H226ZM231 70V69H230ZM240 70H242V68L240 69ZM86 71H89V70H86ZM85 71V72H86ZM149 71H150V73H149ZM160 72V73H157V72ZM184 71H185V67H184ZM210 71H211V69L209 70V71H207V72H204L205 74H203V77L199 80V81H197V79H195V81H197V82H195L193 85H192V82L193 81H191V80H189L190 82H191V84L190 85H192L191 87H193V88H190V89H192V90H194V91H196V93H197V90H199L200 91V89H198V88H200V87H204V86H208L209 87V85H212V89L210 90L211 92H209V94L210 93H212V94H206L205 95V97L206 96H208L209 95V97H211L212 96V100H210V99H208V101L206 100V102H204L203 101V103H206V104H204V105H200V106H203V107H198V105H197V107L200 109V111H198V112H200V117H199V115H197V118H199V119H197V118H195L196 119V121H195V125L194 126H192V125H190L191 127H192V132H193V134H194V140L192 139V137H191V139H192V143H191V146H192V144H193V148L191 149V146H190V150H193V151H190L189 152V149H188V151L187 150H185V151H187V152H189V154L188 153H185L184 154V156H182V154L179 152V150H178V148H177V150H175L174 148H171V147H175V146H172L171 145V142H174V141H170V139H166L167 141V143L165 142V140L163 139V136H162V143H161V140H160V137L158 136V138H159V141H158V139H156V137H157V134L155 135V134H152L153 136H154V138L153 139H151L149 136L151 135V133H153V131L151 132H147V131H143V133H141L142 131H141V129H142V127L139 129V128H134L135 130H133V129H131V128H129L130 126H131V123L130 122H128L129 124H127L126 123V121L128 120L127 118H130V120H132L131 119V117H133L132 115H133V112H131V110H128V111H124V112H122L121 110L119 111V107H118V109H116V110H118V111H116L115 110V112H113L114 113V115H117V117H120V118H126V116L125 115H128L129 117H127L126 119H124V120H126L125 121V123H121L122 121H123V119H117L118 120V122L120 121V125L118 126L117 125V128L115 127L116 125H115V123L116 124H119V123H117V120H116V118H115V122L113 121V126L116 128V129H111V128H109V125H106V126H104L103 125V123H104V120H103V123L101 124L100 122H98L97 123V121L99 120V117H97L98 119H96L95 118V116L93 117L89 112V114H88V116L87 115H85L84 113H83V115L81 114V113H79L81 116H82V118H81V116L79 117L78 116V114H77V116L80 118H78V120L81 122V123H79L80 125H83L84 124V120L86 121V119L85 118H87L88 120L86 121L87 123H88V125L85 123V125H83V126H85V127H87L86 129L84 128V127H82V126H79V124H78V120L77 119H75V117L77 118V116H75L74 117V120H72V116H73V114H72V116H70L71 114L70 113H68L67 115L69 116H67L64 112L65 111H63V113L67 116V118H68V120H67V118L66 117H63L64 115H62L63 113H62V110H61V112L59 113V111L57 112V114L56 115H54V117H52V120L54 121V119L55 118H57L58 119V117H57V115L59 116H62L63 118H66V120L68 121V123H71V120L73 121V123H75V121L77 120V122L73 125V127H71L72 125L71 124H73V123H71V124H68L67 123V121L65 120V119H63L62 117H60L59 116V118H61V119H58V120H56L55 119V122H54V124L55 125H58V129H60L59 128V124H60V126L62 125L61 123H63V125H64V128L66 127V128H69L70 130L69 131H67V129H65L64 131H63V125L61 126L63 129L61 130H58V129H56V128H54L53 130L55 131H53L54 133H57V134H54L53 132V135H56L55 137L56 138H52V142H50V139H49V136H48V142H46V143H48V144H44V143H41V142H38L37 140H36V142H34L35 144L38 142V144L39 143H41V144H39V145H36V148H35V150L37 149V153L39 152V158L38 157H36V159L38 158V159H40L41 158V160H39L41 163L44 161V163L46 164L47 163V161H48V163H47V165L46 166H48V169H49V171L50 172H56L57 171V165L59 164V165H61V169H58V170H60V172L59 171H57V172H59V173H61V175L66 179V180H68L69 178H71L70 180H72V178L74 179V178H76V179H78L79 181H80V183L78 182V185L80 184L81 185V187H80V189H79V186H77L76 187V185L77 184H75V186L73 185V181H72V183H69V184H71L72 186H74V189H75V193L74 194H72L73 195V197L71 196V194H70V196L73 198V201L72 200H70V205L69 204H67L66 206L68 207V208H70L69 210L68 209H66V210H64V208L62 207V205H64V203L62 204L61 202V204H60V206H59V204L57 205V206H53V205H55V204H57L56 202H55V204H54V199L59 195V194H56L55 195V192L54 193H50L51 195L52 194H54L56 197H54V196H51V195H49V197L46 195V197L47 198H49V199H47V198H45V196H44V198H41L40 197V194L38 195L37 193H38V189H40V188H37L38 187V185L35 187V186H33L35 183H38V182H36V181H38V179L40 178V179H43V178H41L40 177V175L42 174L43 175V173H41V172H39V170H38V172L40 173V175H36V176H38V177H36V181L34 182V181H32V177H25V179H27V180H23V179H21V177H23V173H22V171L21 170H19L20 169V166L22 167V164L20 165V166H18V164H16L15 162L17 161V162H23L24 163V166L23 167H25V164L27 163V165L29 166V168H30V166H31V163L33 162H35V160L33 161L32 160V158H33V153H35V152H33V151H35L34 149H33V151L32 150H30V146H29V148H28V145L26 146L25 144H24V147L26 146V152L28 153V156H29V158L28 159H30L31 158V162L29 161V160H27L26 159V162H25V160H16V161H9L10 163H8V164H6L7 163V160L6 161H4V158H1L0 157V165L2 166L4 163V165H3V168H2V171L4 170H12V167L15 169V165L14 164H16V167L18 166V169H15V170H18V172H16L14 169H13V172H15L16 173V176H17V174H18V176H17V178H16V176H15V174L12 176V178L10 179V181H12V180H14L12 183L10 182L9 183V185L11 184V186H10V188L9 189H7V191H5V190H3V189H1L2 187H1V185H0V245L1 246H3L6 242L8 243V240H10V243H8V244H12V246L13 247H17V246H19L20 247V245L21 246H23V247H25V246H27V241H29V240H31V238H32V240L31 241H33V238L35 239V238H38V239H40L42 242H44L43 240H47L46 239V237L49 239V242H45V244H47L46 246H44V254L43 255H45L44 256V258H43V260H42V262H43V264H79L80 262H82V263H86V264H133L136 260L134 259V261H132V259H131V256H129L130 258V260L129 259H127L128 261H122L121 260V256L126 252L125 251V249H124V246H126L127 244L129 245V238H132V237H130V236H128L129 235V233H131L130 231H128V232H125V233H127V234H125L124 232H123V234H121V235H123V236H121V235H119V236H121L122 238H127V237H129L128 239H125V240H127L126 242H128L126 245L124 244V241L123 242H120V240H118V238H117V236L115 235V237H113V235L112 234H114V232L116 231L115 229H114V224H118V223H120L121 222V224L122 225H124V227H125V224H124V222H126V220H127V223H129L130 225H131V223H133L131 220H132V215H130L132 212H133V209L131 208V210H130V208L129 207H127V208H129L128 210H127V208H126V205H124L125 206V208H126V211L128 212V216H130L131 217V219H130V217H129V221H128V218H127V216H125L127 219L125 220L123 217H122V215H124L123 214V212H122V214H121V212H120V214H121V217H119L118 216V218L117 217H114L113 216V214H114V211H113V214L111 215V211H112V209H115L114 207H116V201L118 200V198H117V196L118 197H120V199L122 198V199H124L125 201H127L126 199H129V201L131 202V200H133V203H134V201H135V204H132V205H136V210L138 209V206H140V205H138V204H140V202L138 201V200H140V197L142 198H144V196H141V194L142 195H145V199L146 200H148L149 202L148 203H146V202H142V204H141V206L140 207H143V209H144V204H147V205H145L146 206V209H148L149 208V210L151 211L150 212V216H149V211L148 210H145L144 209V211L143 210H141V209H139V211L141 210V211H143V213L145 212L146 213V211H148L147 212V216L145 217V213H144V216H142L141 217V215L143 214L141 211H140V213H142V214H139V211L138 212H136L135 210H134V213L136 212L137 214H135L136 215V217H137V215L139 216L140 215V217H141V219H143L142 221H143V223H141L142 224V228L144 229V227H145V229H144V231L146 232H144L143 233V235H148V237H145L146 239H145V241H146V244L148 243V241H149V239L151 238L152 239V241H150V242H153V239H155V240H158V242H159V240L162 242H160V245L158 244V246H157V241H155L154 243V245H153V248L152 247H150V244L152 245V243H148V245H149V247L150 248H148L149 250L152 248V250H150V251H148L147 253H146V251H145V253L148 255V257L147 258H153L151 261H153L155 258L154 257H156V259L155 260H159L158 259V257L159 256H157V255H162V254H164V259H167L165 262H169L170 263V259H168L167 258V256H169V254L167 253V252H171L172 250H173V248H175L173 245H177L176 246V249L175 250H177V247H178V245H180V243H182L183 245L186 243V246L187 245H190L188 248L190 249V247H191V249L190 250H194L193 252H190L189 251V249H186V248H184L183 247V245H182V248H181V250L183 251V254L185 253V252H188V253H186V255H189L190 253H194V252H196L197 253V256L196 257H199V248L198 247H200L201 245L203 246V248L207 245V247H208V245H209V249L208 248H206L205 247V249H208V253L210 252V246H215V245H217L218 243V245L217 246H220L221 244H224L223 246L225 247H227V248H224V247H222V245L220 246L221 248H223V249H221L220 251L218 250V252H222L221 254L220 253H218V252H216V255L217 256H221V257H223L224 255H223V253L226 255V256H228V254L230 255V252H226V251H232L234 254L231 256V258L229 259L228 257L226 258V261H228L227 259H229V261L231 260V261H233L234 262V260L235 261H238V262H240V260H238V259H240L239 258V255H241L242 253H241V251L243 250V248H240V247H238L239 245L237 244L238 243V241L243 237V236H245V235H243L242 236V234L240 235L239 233H238V231H236V230H240L239 232L240 233H243V230L241 229L242 227H243V229H245L244 231L246 232V230H247V228H252L253 226H255L256 228H258L259 229V227H264V122H262V124H260L261 126H258V128L257 127H255V126H252L251 127V123H249V121H250V119L251 118H253L252 117V115H251V113H250V109H251V111H253L252 110V108H249L245 103H243L241 100H237L236 98H234L233 99V97L231 96V92L229 91V90H231L229 87H232L231 86V84H230V86H228V88H229V90H228V88L226 87L227 86V84L226 83H224L223 84V82H221V81H219L218 79L216 80V77H214L213 76V71H214V69L211 71V74H210ZM220 72H218L219 73V75H220V73L221 74H223V71H225V70H222V68L219 70ZM239 70H236V71H234V72H236V75H237V72H238ZM92 72V71H91ZM131 72H132V74H131ZM135 72V73H134ZM142 72V71H141ZM162 72V73H161ZM164 72H167V71H164ZM176 72H179L180 73V71H177L176 70ZM175 72V73H176ZM186 72V71H185ZM196 72V71H195ZM199 72H201V71H199ZM229 72V71H228ZM232 72V71H231ZM233 72V73H234ZM136 75L137 73V75H140V76H137L136 75V77L137 78H135V75ZM150 74V77H149V74ZM168 73V72H167ZM206 73H208V74H206ZM216 73V72H215ZM214 73V74H215ZM226 73V72H225ZM224 73V74H225ZM81 74V73H80ZM92 74V73H91ZM90 74V75H91ZM99 74V73H98ZM109 74V73H108ZM112 75H113V73H111ZM224 74H223V76H224ZM78 75V74H77ZM85 75H87L88 76V74H85ZM90 75H89V77H90ZM96 74H94V75H92V77L94 76V78L96 77L95 76ZM101 75V74H100ZM99 75V76H100ZM104 75V74H103ZM121 75V76H120ZM124 76V78H122L123 76ZM133 76L132 78L133 79H135V81L133 82L129 77L130 76ZM146 77L145 79H144V77ZM153 75V76H152ZM164 75V77H165V74H163ZM170 75V74H169ZM180 75H181V73H180ZM76 76V75H75ZM86 76V77H87ZM102 76V75H101ZM100 76V77H101ZM106 76H107V78L108 77H113V76H110V75H107L106 74ZM105 76V77H106ZM129 76V77H128ZM171 76V75H170ZM174 76V75H173ZM185 76H188V74H185ZM239 76V75H238ZM83 77V76H82ZM125 77H126V79L128 80H126V82H125ZM138 77H139V80L141 79V77H143L142 78V80L143 81H141V82H138L137 80H138ZM149 77V78H148ZM153 78V80H151L152 78ZM160 77H162V76H160ZM182 77V76H181ZM193 77V76H192ZM221 77V76H220ZM88 78V77H87ZM91 78V77H90ZM104 77L102 76V78L101 79H103ZM107 78H105V79H107ZM168 78H169V76H168ZM174 78V77H173ZM219 78V77H218ZM241 78V77H240ZM70 79H71V77H70ZM72 79H74V78H72ZM77 79V78H76ZM82 79V78H81ZM98 79V81H100L101 79H99V77L97 78ZM121 79V80H120ZM130 79V80H129ZM137 79V80H136ZM175 79H176V77H175ZM187 79H189V78H187ZM191 79V78H190ZM228 79V78H227ZM242 79V78H241ZM67 80H68V78H67ZM79 81H78V83H80V79H78ZM92 80V79H91ZM94 80V79H93ZM95 80H96V78H95ZM108 80H110L109 78H108ZM116 80H119V82L118 81H116ZM123 80V81H122ZM147 80V81H146ZM148 80H150V81H148ZM162 80V79H161ZM169 80V79H168ZM171 80H172V77H171ZM97 81V80H96ZM106 81V80H105ZM112 81V80H111ZM125 82V83H127V82H129V83H134V85L133 84H129L128 83V86L130 85H132L131 87H132V89H130L129 91H128V88H126V90H125V88L124 87H127V86H125L126 84H124V86L123 85H121L122 83L121 82ZM152 81V82H151ZM158 81V82H157ZM189 81H186V82H189ZM88 82H89V80H88ZM135 82H138V84L137 83H135ZM148 82V83H147ZM170 82H172V81H170ZM175 82V81H174ZM185 82V83H186ZM203 82H204V84H203ZM76 83V82H75ZM87 83V82H86ZM90 83V82H89ZM103 83V82H102ZM109 82H107V84H106V87H107V85L109 86V84H108ZM156 83H154V86H155V84ZM165 83V82H164ZM173 83V82H172ZM182 83V82H181ZM67 84H68V82H67ZM82 84V83H81ZM104 84V85H105ZM112 83H110V85H111ZM162 84H163V81H162ZM162 84H161V86H162ZM166 84V83H165ZM186 84H189V83H186ZM78 85H80V84H78ZM94 85H95V83H94ZM97 85V84H96ZM102 86H104L103 84H101ZM113 85V84H112ZM150 85V86H149ZM164 85V84H163ZM229 85V84H228ZM233 85V84H232ZM81 86V85H80ZM89 86H91V85H89ZM93 86V85H92ZM91 86V87H92ZM99 86V85H98ZM98 86H96V87H98ZM136 88H134V87ZM159 86V85H158ZM158 86L155 88L157 91H156V93L158 92V90H160V88H158ZM165 86V85H164ZM164 86H163V88H164ZM167 86V85H166ZM172 86V85H171ZM171 86H170V88H171ZM173 86H175V85H173ZM185 86V85H184ZM90 87V88H91ZM177 88H178V85L176 86ZM84 88V87H83ZM89 88V90H92V89H90ZM93 88V87H92ZM94 88H95V86H94ZM99 88V87H98ZM98 88H96L97 90H98ZM117 88H119V93H117L116 91L118 90ZM130 88V87H129ZM175 88V87H174ZM173 88V89H174ZM188 88V87H187ZM81 89V88H80ZM100 89V88H99ZM120 89H122V90H120ZM144 89V90H143ZM146 89H148V90H146ZM167 89H168V87H167ZM172 89V88H171ZM173 89L171 90V92H173ZM179 89V88H178ZM182 89H184V88H182ZM83 90V89H82ZM88 90V89H87ZM136 90V95H138V97H140L141 99H138V101L140 100H143L144 101V99H146L144 96H143V93H141V96H139V91H137ZM163 90V89H162ZM161 90V91H162ZM164 90H166V89H164ZM177 90V89H176ZM179 90H181V89H179ZM84 91V90H83ZM95 92H96V90H94ZM99 91V90H98ZM101 91V90H100ZM99 91V92H100ZM115 91V92H114ZM120 91L123 93V92H125V93H123L122 94V97H120L121 96V94H120ZM133 91H131V93H128L127 95H128V100L129 99H133V97H134V94H135V92H133ZM167 92H168V90H166ZM204 90H202V91H200V92H203ZM232 91H234L233 89H232ZM88 92V91H87ZM91 92V91H90ZM132 92H133V95H132ZM139 92V93H138ZM200 92H199V94H200ZM204 92H206V91H204ZM81 93H83V92H81ZM86 93V92H85ZM97 93V92H96ZM96 93H94V94H96ZM153 95V96H149V95H151V94ZM184 93V92H183ZM191 93V92H190ZM90 94V93H89ZM93 94V93H92ZM120 94V95H119ZM129 94H131L132 95V97H129L130 95ZM172 94V93H171ZM177 95H178V93H176ZM193 94V93H192ZM191 94V95H192ZM198 94V93H197ZM82 95V94H81ZM105 95H106V93H105ZM104 95V96H105ZM119 95V96H118ZM156 95V94H155ZM173 95V94H172ZM177 95L175 96V98L177 99ZM187 95V94H186ZM204 95V94H203ZM234 95V94H233ZM86 96V95H85ZM144 98H143V97ZM194 96V95H193ZM193 96H191V98L193 99L194 97ZM84 97V96H83ZM187 97V96H186ZM204 97V98H205ZM213 97H215V98H213ZM81 98V97H80ZM92 98V97H91ZM90 98V99H91ZM106 98V97H105ZM110 98H108L109 100H110ZM135 99L137 98L136 96L134 97ZM155 98V97H154ZM157 98V97H156ZM159 98H160V96H159ZM169 98H170V95H169ZM180 98V97H179ZM179 98H178V100H179ZM197 98V97H196ZM195 98V99H196ZM89 99V98H88ZM87 99V100H88ZM90 99L88 100L89 102H90ZM98 99V98H97ZM100 99V98H99ZM121 99V100H120ZM126 99V100H125ZM135 99H133V100H131V103L132 102H134L135 104L137 103V100L135 101ZM147 99L145 100V101H147ZM152 99L150 100L151 101V103H153V101H152ZM171 100L173 99V98H170ZM180 99H182V98H180ZM205 99H207V98H205ZM126 101V103L125 104H123L125 101ZM155 100V99H154ZM157 101H158V99H156ZM171 100H170V102H171ZM187 100V99H186ZM228 100H231L232 101V104H231V101H229L230 102V104L229 103H227V101ZM245 100V99H244ZM85 101V100H84ZM92 101V100H91ZM103 101H105V100H103ZM111 101V100H110ZM139 101V102H140ZM142 101V102H143ZM164 101V100H163ZM173 101H175L174 99H173ZM183 100H181V102H182ZM189 101H191V100H189ZM188 101V102H189ZM201 101V100H200ZM199 101V102H200ZM235 101V102H234ZM102 102V101H101ZM101 102L100 101H97V104L98 103H100L99 105H101V106H105V104L104 103H106L107 101H105L104 103H103V105L101 104ZM112 102V101H111ZM141 102V103H142ZM156 101H154V103L153 104H156L155 103ZM159 102V101H158ZM162 102V101H161ZM235 104H234V103ZM130 103V104H131ZM141 103H139L140 104V106H141ZM148 103V102H147ZM150 103V102H149ZM150 103V104H151ZM165 103V102H164ZM163 103V104H164ZM183 103V102H182ZM202 103V104H203ZM74 105H75V103H73ZM91 104V103H90ZM92 104H93V102H92ZM95 105H97L96 103H94ZM112 104H114V103H112ZM115 104L113 105L114 106V109H115ZM130 104L128 105V108L130 107ZM145 103H143L142 105H144ZM163 104H161V107H162V105ZM174 104V103H173ZM234 104V105H233ZM80 105V104H79ZM108 105V104H107ZM131 105H133V103L131 104ZM137 105V104H136ZM158 106V108L160 107V104H157ZM167 105V104H166ZM166 105L164 106V108L162 107V111L164 112V110H165V108H166ZM171 105V104H170ZM176 105V104H175ZM178 106L180 105V103L179 104H177ZM191 105H193L192 103H191ZM195 105V104H194ZM193 105V106H194ZM195 105V106H196ZM81 106V105H80ZM83 106V108L85 109V106L84 105H82ZM89 106V105H88ZM88 106L86 107V108H88ZM98 106V105H97ZM100 106V107H101ZM110 106H112V105H110ZM112 106V107H113ZM139 106V107H140ZM145 106V105H144ZM151 106V105H150ZM182 105H180L179 107H181ZM192 106V108H193V110L196 108H194ZM71 107V106H70ZM108 108H109V105L107 106ZM112 107H110V108H112ZM133 107V106H132ZM132 107H130V108H132ZM138 107V106H137ZM136 107V108H137ZM152 107V106H151ZM151 107H150V109H151ZM156 107V105H154V108ZM157 107H156V110H157ZM83 108H81V112H84L82 109ZM90 108V107H89ZM93 108V107H92ZM98 108V107H97ZM105 108V107H104ZM116 108H117V106H116ZM129 108V109H130ZM141 108H144V107H141ZM141 108H139V110L141 109ZM153 108V109H154ZM182 108V107H181ZM180 108V109H181ZM60 109V108H59ZM58 109V110H59ZM72 109V108H71ZM74 109H76V108H74ZM100 109V108H99ZM135 109V108H134ZM145 109V108H144ZM144 109H141V111L142 110H144ZM150 109H147V107H146V110H150ZM153 109H151V110H153ZM185 110H182L184 113H185V111L186 110H188L186 107L184 108ZM94 110V109H93ZM105 110V109H104ZM106 110H108V109H106ZM110 110V109H109ZM108 110V111H109ZM113 110V109H112ZM150 110V111H151ZM170 110H171V108H170ZM175 110V109H174ZM189 110H190V108H189ZM188 110V112L190 113H192V109L189 111ZM87 111V110H86ZM85 111V112H86ZM97 111H99L98 109H97ZM134 111V110H133ZM136 111V114H134V115H136V117L138 116L137 114V110H135ZM159 110H157V112H158ZM161 110L159 111V118H162V117H160L163 113H160V112H162ZM173 111V110H172ZM177 111V110H176ZM175 111V112H176ZM196 111V112H197ZM106 112V111H105ZM104 112V113H105ZM111 112V111H110ZM125 112H128L127 114L125 113ZM145 112V111H144ZM156 112V113H157ZM165 112H168V110L167 111H165ZM187 112V111H186ZM195 112V111H194ZM197 112V113H198ZM256 112V111H255ZM52 113V112H51ZM59 113V114H58ZM92 113V112H91ZM95 113V112H94ZM116 113V114H115ZM129 113H131V114H129ZM140 113H142V112H140ZM146 113H148V111L146 112ZM169 113H171V111H169L167 114H169ZM172 113H174V111L172 112ZM190 113V114H191ZM93 114V113H92ZM101 116H100V115ZM99 116L101 117V119L103 118V116H102V112H99ZM105 114H107V113H105ZM104 114V115H105ZM125 114V115H124ZM149 114V113H148ZM147 114V115H148ZM176 115V117H174L175 115ZM173 114V119H175L176 118V120H177V122H178V118H177V114L178 113H174ZM49 115V114H48ZM52 115V114H51ZM91 115V116H90ZM98 115H96V116H98ZM143 115H145L146 116V114H143ZM142 115V116H143ZM164 115V114H163ZM172 115V114H171ZM171 115H169V116H171ZM181 114H179V116H180ZM185 117H186V115L185 114H183ZM183 115H181L180 117V119H182V120H180L179 119V121L180 122H182L183 121ZM83 116H85L84 118H83ZM131 116V117H130ZM140 116H141V114H140ZM142 116H141V119H140V121H138V123H140L141 122V120H142ZM145 116H143V119H144V117ZM154 116V115H153ZM195 116H196V114H195ZM259 116V115H258ZM71 117V120H69V118ZM93 117V118H92ZM110 117V116H109ZM105 118V119H110L111 120V122H112V119L111 118H113V117H110V118ZM139 117V116H138ZM149 117V119H150V117H151V114H150V116H148ZM158 117H154L153 119H157ZM166 117V116H165ZM188 117V116H187ZM186 117V118H187ZM190 117V116H189ZM192 117V116H191ZM54 118V119H53ZM91 118V120L93 119V121L94 122H92V121H90L89 119ZM135 118V117H134ZM158 118V119H159ZM164 118V117H163ZM162 118V119H163ZM171 118V117H170ZM170 118H168V119H170ZM185 118V119H186ZM222 118H229V119H231V121H232V124H231V128H230V130L229 131H227V132H222V136L219 138V139H212L211 138V134H210V131L216 126V123L220 120V119H222ZM82 119H84V120H82ZM100 119V120H101ZM104 119V118H103ZM114 119V118H113ZM138 119V118H137ZM148 119V120H149ZM152 119V118H151ZM151 120V124H152V121L154 122L155 120ZM167 119V118H166ZM173 119H171V121L173 120ZM190 119V118H189ZM194 119V118H193ZM193 119L190 121V122H192L193 121ZM63 120H65L66 121V124H65V121L64 122H62ZM99 120V121H100ZM110 120H105L106 122H108V121H110ZM129 120V121H130ZM146 120V119H145ZM160 120V119H159ZM158 120V121H159ZM165 120V119H164ZM164 120H161V121H159L162 125H164L163 123H162V121H164ZM251 120H253V119H251ZM260 120V119H259ZM57 121V122H56ZM61 121V122H60ZM70 121V122H69ZM89 121V122H88ZM133 121V120H132ZM131 121V122H132ZM144 121V120H143ZM166 121V120H165ZM168 121V120H167ZM170 121V120H169ZM168 121V122H169ZM173 121H175V120H173ZM189 121V120H188ZM59 122V123H58ZM104 123V124H107V123ZM135 122V121H134ZM136 122H137V120H136ZM149 122V121H148ZM156 122H157V120H156ZM159 122H157V123H159ZM190 122H188L189 124H190ZM250 122H252V121H250ZM58 123V124H57ZM90 123V124H89ZM92 123V124H91ZM94 123H95V126H94ZM96 123H97V125H96ZM110 123V122H109ZM138 123H136V124H138ZM141 123H143V122H141ZM144 123H146V122H144ZM157 123L156 124H153V125H155V126H158L157 125ZM160 123H159V125H160ZM165 124H166V122H164ZM170 123V122H169ZM169 123H168V126L167 125H165V127L167 126V127H169V128H171L170 126H169ZM187 123V122H186ZM187 123V124H188ZM100 124V125H99ZM123 124V125H122ZM151 124L149 123L148 124V126H151ZM171 124H173V123H171ZM174 124H176L175 122H174ZM173 124V125H174ZM192 124V123H191ZM249 124H250V126H249ZM66 125V126H65ZM71 125V126H70ZM87 125V126H86ZM124 125H126V126H128V127H124ZM139 125H141V124H139ZM68 126V127H67ZM78 126V127H77ZM97 126V127H96ZM99 126H101L100 127V131L102 132L103 131V129L105 128V127H108L107 129H104V131L103 132H105L104 134H101V132L100 131H98V133L99 134H97L96 135V133L97 132H95V134H93L94 133V128H95V130H98V128H99ZM111 126H112V123H111ZM123 128H121V127ZM172 126V125H171ZM175 126V125H174ZM180 126V125H179ZM56 127V126H55ZM76 127V128H75ZM88 127H89V129H88ZM90 127L92 128V129H90ZM139 127V126H138ZM144 127H146L145 126V124H144ZM160 127V126H159ZM159 127H158V129H156L157 127H154V128H150L151 130H154V129H156V131L157 130H159ZM173 127V126H172ZM177 127V126H176ZM186 128H188L187 126H185ZM50 128V127H49ZM71 128H73V130H71ZM75 128V129H74ZM82 128V129H81ZM129 128V129H128ZM133 128V127H132ZM169 128H167V129H169ZM56 129V130H55ZM77 129H79L78 130V132H76L77 131ZM88 129V130H87ZM128 131H127V130ZM166 129V128H165ZM189 129V128H188ZM58 130V131H57ZM75 130V131H74ZM81 130V131H80ZM83 130V131H82ZM90 130H92V131H90ZM105 130H111V131H109V132H107V131H105ZM112 130H114L115 132H116V134L114 133V131L112 132ZM122 130H125V132H128V134H126L124 131H122ZM129 130H131L130 132H129ZM139 130V131H138ZM143 130H145V129H143ZM162 129H160V131H161ZM163 130H164V126H163ZM161 131V132H159L158 131V133H162L163 132V134H161V135H164V131ZM57 131V132H56ZM79 131H80V133L81 132H83V133H81V134H79V135H77L78 133H79ZM134 131H136V132H134ZM149 131V130H148ZM155 131V130H154ZM188 131V130H187ZM77 134H76V133ZM89 132H90V136H89ZM124 133V136L122 137V135H123V133ZM133 132V133H132ZM140 133V134H143L142 136L140 135V137L138 136V135H135V133ZM144 132H145V134L147 133H150V135L148 136L147 134L145 135L144 134ZM168 132V131H167ZM178 133H179V131H177ZM185 132V131H184ZM46 130H45V135H46ZM107 133H109V134H112V136H113V138H114V140L115 141H113L112 139V136H111V140H112V144H110L111 142H109L110 141V139L108 140V139H103V138H101V137H99L98 135H101L102 137L106 134L107 135ZM114 133V134H113ZM129 133H131V134H129ZM178 133H176V134H178ZM49 134H51L50 132H49ZM76 134V135H75ZM92 134L94 135V137L92 136ZM109 134L107 135V137L109 138L110 136H109ZM128 135V137H132V138H134L133 136H135V138L136 139H138L139 138V140L141 139L142 140V138H143V141H141L140 140V143H142L143 142V144H145L144 145V148H147V141H149V143H148V148H149V145L150 144H152V142H154L155 141V139L159 142V143H161L159 146H161V145H164V144H167L166 145V148L165 149H163L165 146H162L161 147V149L163 150H161L160 148H159V146L157 147V148H159V149H157V148H154V150L156 149V151H154L155 153L157 152V150H158V152L156 153V157H157V155H159L160 154V159L158 160V162H155L154 161V154L155 153H153V147H154V145H153V147H152V150L150 149V152H149V156H147V157H149L147 160H145L144 162H142L143 161V159L146 157L145 156V153H147V152H145L144 150H141V149H143V146H142V148L141 149H139L140 147H141V145H139L138 146V142H136V141H138V140H136L135 138V140L134 139H132V138H130L131 140H134L133 142L135 143L136 142V144H134L133 145V142L129 139V138H126V135ZM134 134V135H133ZM166 134V133H165ZM170 135H167V136H171V137H173V135H171V133H169ZM45 135H44V137H45ZM52 135V134H51ZM50 135V137H52ZM95 135H96V137H95ZM130 135V136H129ZM184 135H186V132L184 133ZM79 136V137H78ZM97 136L99 137V139L98 140H100L99 142H95V144H98V147H99V145H101L99 148L97 147H94V149H93V151H91V150H89L90 149V147H89V145H90V143L91 142H94V140H96L97 139ZM138 138H137V137ZM147 136V141H146V139H145V137ZM153 136H151V137H153ZM186 136H188V135H186ZM54 137V136H53ZM90 137H93V138H96V139H93V138H90ZM149 137V138H148ZM170 137V138H171ZM176 137V136H175ZM174 137V138H175ZM79 138H81L80 140H82V138H83V140L82 141H84L85 142V140H87V138H88V141H90V139L92 140V141H90V143L88 142V141H86L87 142V144H85V143H81L80 144V142H82V141H80L79 140ZM90 138V139H89ZM104 138H106V137H104ZM164 138H166V137H164ZM168 138V137H167ZM174 138H173V140H174ZM41 139V138H40ZM55 139H57V142H53ZM101 139H103L102 141H101ZM145 139V140H144ZM149 139V140H148ZM178 139H182V138H177L176 140H178ZM187 139V138H186ZM189 139V138H188ZM187 139V140H188ZM43 140V139H42ZM42 140H40V141H42ZM123 140V141H122ZM154 140V141H153ZM184 140V139H183ZM187 140H186V142H187ZM103 141H105L106 143L107 142H109V144H110V146L112 145V147L113 148H111V150H114L115 149V147L114 146H116V149L115 150H117V151H111V150H109L110 149V146H109V144H108V146H109V149H108V147H106L105 149H108V150H104V151H101V152H105V153H103V154H106V153H108L109 154V157H108V159L105 161V159H106V156H105V159H103L104 161H105V163L107 164V162H111L110 164H107V166H108V170L107 169H105L106 167V165H104L103 164V160L101 161L100 160V157L98 156V154L100 153V151H97L98 149H101L102 147H103V145H105V142H103ZM144 141H146L145 143H144ZM156 141V142H157ZM182 141V140H181ZM180 141V142H181ZM77 142V143H76ZM78 142H79V144H78ZM103 142V143H102ZM116 142V143H115ZM130 142H132V143H130ZM151 142V143H150ZM156 142H154L156 145H158ZM165 142V143H164ZM168 142H170V144L168 143ZM185 141H183V143L185 144L186 143ZM190 142H191V140H190ZM34 143H32V145H34ZM89 143V144H88ZM101 143V144H100ZM178 143V142H177ZM176 142H174L173 144H175L176 145V147H179L180 145L179 144H181L182 145V143H179V144H177ZM44 144V145H43ZM52 144V145H51ZM54 144V145H53ZM76 144V145H75ZM78 144V145H77ZM103 144V145H102ZM114 144V145H113ZM131 144V145H130ZM169 144V145H168ZM190 144V143H189ZM189 144H187L188 145V147L187 148H189ZM40 145H42V146H40ZM91 145H93L94 146V144H91ZM135 145L136 146H138L137 148L139 149V151H142V153L144 152V154H142L141 152H139L140 154H137V153H135V150H133L134 152L130 155V154H128L129 152L131 153L132 152V148L134 147V148H136L135 147ZM155 145V146H156ZM178 145V146H177ZM186 145V146H187ZM35 146V145H34ZM41 148H40V147ZM43 146H46V149H45V147H43ZM77 146L79 147V148H77ZM87 146L89 147L88 148V150H87ZM92 146V147H93ZM117 146H118V149H117ZM49 149H48V148ZM128 147H129V149L131 150V151H128L127 152V150H129L128 149ZM151 147V146H150ZM170 147V148H169ZM175 147V148H176ZM123 148H125L124 150H122ZM133 148V149H134ZM136 148V149H137ZM182 148H184V146L182 147ZM32 149V148H31ZM49 151H48V150ZM54 149V150H53ZM56 149H58L59 150V152L57 151V155L59 154V156L60 157H64V160H62L63 158H60L61 160L59 161L58 160V158H59V156H58V158H56L55 156H57V155H55V156H53L52 155V152L53 151H56ZM92 149V148H91ZM97 149V150H96ZM104 149V148H103ZM181 149V148H180ZM186 149V148H185ZM50 150H52V152L50 151ZM98 152H96V151ZM146 150H149V149H146ZM33 153H32V152ZM48 151V152H47ZM87 151L89 152V153H91V154H88L87 153ZM91 151V152H90ZM109 151V152H108ZM111 151V152H110ZM160 151V152H159ZM229 151V152H228ZM93 152V153H92ZM94 152H96V153H94ZM127 152V153H126ZM226 152H228L227 154H226ZM85 153L86 154H88V156L89 157H87V155H85ZM111 153H112V155L113 156H115L114 154L116 153V156L114 157L115 159H110V156H112L111 155ZM136 154V155H133V154ZM152 153H153V155H152ZM159 153V154H158ZM161 153H162V156H161ZM94 154V155H93ZM95 154H96V156H95ZM101 154V153H100ZM103 154H102V156H103ZM127 154H128V156L130 157V160L133 158L132 156H134L135 158V160L134 159H132V160H134L135 162L134 163H136V162H139L138 163V165L137 164H135L136 166H131V165H133V164H131V165H129L128 163L130 162V160H129V158H128V156H127ZM226 154V155H225ZM37 155V154H36ZM51 155V156H50ZM107 155V154H106ZM139 155H140V161H137L136 159H137V157H139ZM146 155H148V154H146ZM55 157L56 159H54V162H53V160H51V159H53V158H50V157ZM92 156V157H91ZM93 156H95V160L96 161H98V160H100L101 162H102V165H104V168H103V166H101L102 167V169H101V167H99L100 165H101V163H100V161H99V163H96V161H93L94 159H93ZM108 156V155H107ZM113 156H112V158H113ZM152 156V157H151ZM35 157V156H34ZM48 157V158H47ZM91 157V158H90ZM104 157V156H103ZM155 157V158H156ZM102 158V157H101ZM128 158V159H127ZM158 158V157H157ZM18 159H20V158H18ZM48 159H50V160H48ZM91 159V161H89V160ZM93 159V160H92ZM98 159V160H97ZM109 159H110V161H109ZM129 160V161H127V160ZM114 160V162H112ZM138 160H139V158H138ZM142 160V161H141ZM4 161V162H3ZM29 161V162H28ZM38 160H37V164H39V165H37L39 168H40V165H42L40 162H39ZM13 162H14V164H13ZM142 162V163H141ZM44 163H43V165H44ZM112 163H114V164H112ZM130 163H132V162H130ZM11 165V164H13V166H10L9 168L10 169H8V167H5L6 169H4V166H6V165ZM36 164V163H35ZM35 164H33V165H35ZM49 164V165H48ZM100 164V165H99ZM115 165V166H114ZM113 166L114 168H111V167ZM44 168H46L45 166H43ZM42 167V168H43ZM0 168V169H1ZM109 168H111L110 170H109ZM135 168H137V169H135ZM31 169V168H30ZM85 169V170H84ZM103 171V169H105V170H107L108 171V174H109V172H111V170H113L112 172H113V174H114V179L112 180V182H110L109 181V186L111 187V185L112 184H116V186H114V188H115V190H113L114 188H112L111 187V194H113V192H114V194L113 195H115V199L113 198V195H110V196H112V198H108L106 201H108L109 202V200L111 201V199H114V201H115V203L113 202L112 203V205L113 204H115V206L114 207H109L108 208V210L109 209H111V211H110V215H109V217H107V216H105L104 214H106L105 212H104V214L102 213L103 212V210L104 209H106V208H104V209H100V207L98 206L99 204H98V201L102 204V202L100 201V199L98 198V197H100V192H98L97 190H99V191H101V193L103 194V191L106 189H103V185H105V187H106V185H107V183H106V181L103 183V182H99V183H103L102 184V188H101V184H99L98 185V181L99 180H97L96 181V179L95 178H97L96 176H98L99 174H101V170ZM6 170V172H8ZM45 170V169H44ZM98 170H100V172L98 171ZM2 171H0V172H2ZM3 171V172H4ZM9 171V173L10 174H12V172H10ZM40 171H42L43 172V170H41V168H40ZM47 171V170H46ZM106 171V172H107ZM99 172V173H98ZM106 172H104V173H106ZM137 173V174H134V173ZM9 173H8V177H10L9 176ZM22 173V174H21ZM35 173V172H34ZM33 173V174H34ZM38 173V174H39ZM22 176H21V175ZM28 174V173H27ZM98 174V175H97ZM107 174V175H108ZM112 174V173H111ZM110 174V175H111ZM2 175V173L0 174V180H1V177L3 176H1ZM6 175V174H5ZM53 175H54V173H53ZM102 175V176H101ZM100 176H101V178L103 177V178H105V175L102 173ZM110 175H108L107 176V178L108 177H110ZM136 175V176H135ZM137 175L139 176H141L142 178H139V177H137ZM144 175H146V177H149V175H153V178H154V181L150 184L149 182V185L151 186L150 188H148L147 186H149L148 185V183H145L144 182ZM29 176V175H28ZM46 176V175H45ZM61 176V177H62ZM112 176V175H111ZM47 177V176H46ZM49 177V176H48ZM51 177H52V175H51ZM54 177H55V175H54ZM59 177V176H58ZM5 178H7L6 176H5ZM14 178H16V180H17V182H15L16 180L14 179ZM38 178V179H37ZM68 178V179H67ZM101 178H99V179H101ZM102 178V179H103ZM110 178H112V177H110ZM18 179H19V181H18ZM40 179H39V181H40ZM53 179H55V178H53ZM52 179V180H53ZM61 179V178H60ZM98 179V178H97ZM138 179H140V180H138ZM141 179H143V181L141 180ZM7 180V179H6ZM5 180V181H6ZM34 180V179H33ZM43 180H45L46 181V179L44 178ZM59 180V179H58ZM65 180V181H66ZM69 180V181H70ZM1 181H4L3 179L1 180ZM44 181V182H45ZM51 181V180H50ZM59 181H61V180H59ZM59 181H57V183L60 185V186H58V187H53V189L55 188H58L59 190V193L60 194H66L67 193V195H68V193L70 192L68 189V191H66V185H68V181H67V184L65 185H62V183H66V182H64V181H62L61 183L59 182ZM108 181V180H107ZM9 181H7V183H8ZM34 182V183H33ZM77 182V181H76ZM75 182V183H76ZM7 183H4L5 185L7 184ZM53 183H55V182H53ZM41 184V183H40ZM46 184H48V183H46ZM50 184H52V183H50ZM71 185H68V186H71ZM7 186V185H6ZM42 186V185H41ZM44 186V185H43ZM67 186V187H68ZM71 186V187H72ZM108 186V185H107ZM5 187V186H4ZM34 187V188H33ZM62 187H64V190L62 189ZM76 187V188H75ZM45 188V187H44ZM49 188V187H48ZM47 187H46V189H48ZM50 188H51V186H50ZM73 188V187H72ZM71 188V189H72ZM108 189H109V187H107ZM144 188H146V190L144 189ZM148 188V189H147ZM36 189V190H35ZM45 189V190H46ZM60 189H62L61 191H62V193L60 192ZM107 189V190H108ZM134 189H138L137 191H138V193H140V194H138V193H134L133 195H131V194H129L130 192L132 193V191H134ZM142 189V190H141ZM144 189V190H143ZM41 190V189H40ZM42 190H43V188H42ZM44 190V191H45ZM48 190H51V189H48ZM47 191V190H46ZM57 191V190H56ZM136 191V192H137ZM36 192V193H35ZM95 192V193H94ZM99 194H98V193ZM129 192V193H128ZM39 193H41L42 194V191L41 192H39ZM72 193V192H71ZM107 194H108V191L106 192ZM110 194V193H109ZM140 195V197L138 196V195ZM103 195H105V198L106 197H108L106 194H103ZM136 195H137V197L139 198V199H137V197H136ZM42 196V195H41ZM64 196V195H63ZM66 196V195H65ZM69 196V197H70ZM109 196V197H110ZM54 199H53V198ZM104 196H102L101 197V199L103 198ZM133 198V199H130V198ZM136 197V198H135ZM51 198V199H50ZM59 199H60V197H58ZM70 199V198H68L67 196L65 197V199ZM104 198V199H105ZM65 199H63V201H65ZM103 199V200H104ZM121 199V200H122ZM47 200H49V201H47ZM56 200H57V198H56ZM53 201V202H52ZM71 201H72V203H71ZM120 201V200H119ZM118 201V202H119ZM136 201H138V202H136ZM142 201V200H141ZM57 202H58V200H57ZM66 203H67V201H65ZM123 202V201H122ZM59 203V202H58ZM149 203H150V205H151V203H152V205H153V203L155 204V208L153 207V210H151V208H152V206L150 207V205H149ZM87 204H89V205H87ZM92 206H91V205ZM100 204V205H101ZM103 204H105V201H104V203ZM107 204V203H106ZM104 205L105 207L107 206V205ZM119 205H120V203H118ZM123 204H127L126 202L124 203L123 202ZM35 206L34 207V211L36 212V213H38V215L39 216H42V218H46V217H49V219L48 220H46V221H38L37 219H35L36 220V222L33 220V219H31V217L34 215V213L32 214V212L30 211V212H28V208H27V206ZM109 205V204H108ZM119 205H117V208H119L120 209V207H119ZM148 205H149V207H148ZM89 206H91L90 208H92V209H88L89 208ZM111 206V205H110ZM123 206V205H122ZM122 206H121V208H122ZM54 207H57V209L55 208L54 209V211H56L57 210V212H58V210L60 209V207L61 208H63V210H64V213H55V212H53L52 210H51V208L53 209ZM64 207H65V205H64ZM66 207V208H67ZM148 207V208H147ZM101 208H103V206L101 207ZM125 208H123V210H125ZM119 209H117L118 211H119ZM63 210H59V211H62L63 212ZM116 210V211H117ZM122 209L120 210V211H123ZM49 211H52V213H50ZM109 211L107 212V210H106V212H107V214L109 213ZM118 211H117V213H118ZM129 211H131V212H129ZM66 212V213H65ZM125 212V211H124ZM127 212H126V214H127ZM9 213H11V214H9ZM134 213H132L133 215H134ZM28 214H32V216L31 215H29L28 216ZM60 214V215H59ZM99 214H103V216H105L102 220H104V219H106V221H108V222H111L110 224L108 223L107 224V226L106 225H104V226H100L99 225ZM119 214V213H118ZM125 214V215H126ZM59 216L60 217V220L58 221V220H54V217L55 216ZM62 215V216H61ZM117 215V214H116ZM102 216V217H103ZM38 217V216H37ZM62 217V218H61ZM107 217V218H106ZM133 217H135V216H133ZM135 217V218H136ZM41 218V219H42ZM122 218H123V220H122ZM30 219V220H29ZM39 219V218H38ZM137 219V218H136ZM136 219H134V221L136 220ZM140 219V220H141ZM109 220H111V221H109ZM140 220H138L139 222V224H140ZM234 220V221H233ZM55 221H57V222H55ZM123 221V222H122ZM131 221V222H130ZM137 221V220H136ZM135 221V222H136ZM239 221H240V223H242V227H240V223H239ZM66 222H68V223H66ZM71 222V224H72V227L71 226H69L70 223ZM238 222V223H237ZM104 223V222H103ZM126 223V224H127ZM137 223V222H136ZM238 225H237V224ZM65 224H69V225H67V227L69 226V227H71V228H66V229H68V231L67 232H65L64 231V226L66 227V225ZM140 224V225H141ZM144 224V225H143ZM232 224V225H231ZM234 224V225H233ZM102 225V224H101ZM120 225V224H119ZM132 225H134L135 226V223H133ZM229 225H231V227H229L230 229H232V230H230V233H229V228H228V226ZM236 225V226H235ZM126 226H128V225H126ZM133 226V227H134ZM233 226V227H232ZM237 226H239V227H237ZM118 227V226H117ZM121 228H123L124 229V227H122V226H120ZM130 228H131V226H129ZM129 227H127V228H129ZM132 227V228H133ZM136 227H137V229H136ZM139 227L140 226H138V224H137V226H135L134 227V230H139ZM238 228V229H236V228ZM254 227V228H255ZM126 227H125V229H127ZM141 228V229H142ZM228 228V229H227ZM234 228V229H233ZM260 228V229H261ZM113 229H114V231H113ZM118 229H120V228H118ZM253 229V228H252ZM262 229H264V228H262ZM128 230V229H127ZM133 230V231H134ZM226 230H228V232L226 231ZM251 230V229H250ZM136 231V232H137ZM225 231H226V233H229V235L227 234V235H225ZM233 231H235V232H237V234H235ZM260 231H262V230H260ZM116 232H119V230H117ZM122 232V231H121ZM139 232H140V230H139ZM138 232V233H139ZM142 232V231H141ZM248 232V231H247ZM256 232V231H255ZM258 232V231H257ZM148 233V234H147ZM234 233V234H233ZM251 233V232H250ZM250 233H247V236L248 237H250L249 235H250ZM253 233H254V231H253ZM252 233V234H253ZM262 233H264V232H262ZM261 233V234H262ZM116 234V233H115ZM119 234V233H118ZM124 234L125 235H127V237L126 236H124ZM132 234H134L133 232H132ZM132 234H131V236H132ZM141 234V233H140ZM140 234H136V236L134 237V238H136V237H138L139 238V236L138 235H140ZM231 234H232V236H231ZM249 234V235H248ZM256 234V233H255ZM260 234V233H259ZM135 235V234H134ZM233 235H236L235 237H233ZM240 235V236H239ZM257 235V234H256ZM118 236V237H119ZM224 236V237H223ZM226 236H231V238H232V240H233V238H234V240H233V242L231 241V239L230 238H228V240L226 241V242H232L231 244H229L228 245V243H227V245L224 243V241L226 240ZM238 236V237H237ZM246 236V237H247ZM253 236V235H252ZM258 236V235H257ZM261 236V235H260ZM150 237V238H149ZM180 239H183L184 238V241H189V242H191V243H189L188 241L187 242H184L183 240H179L178 238ZM189 239H188V238ZM237 237V240L235 239ZM239 237H240V239H239ZM43 238H45V239H43ZM122 238H119V239H121L122 240ZM133 238V239H134ZM138 238H136V240H140V239H138ZM141 239H142V236L140 237ZM148 238V239H147ZM186 238V239H185ZM192 238H194V240L192 239ZM222 238V239H221ZM225 238V239H224ZM245 238V237H244ZM254 238V237H253ZM252 238V239H253ZM256 238H258V237H256ZM255 238V239H256ZM262 238H264V237H262ZM37 239V240H38ZM150 239V240H151ZM26 242H25V241ZM131 240V239H130ZM148 240V241H147ZM177 240H179V242H176ZM224 240V241H223ZM246 240V239H245ZM250 240V239H249ZM24 241V242H23ZM30 241V242H31ZM39 241V240H38ZM38 241H36L37 242V244H38ZM40 241V243L39 244H41L42 245V242ZM133 241V240H132ZM131 241V242H132ZM141 241V240H140ZM139 241V242H140ZM142 241H144V239H142ZM145 241H144V243H145ZM183 241V242H182ZM195 242V244H193L192 242ZM218 241H220V242H218ZM222 241H223V243H222ZM241 241V240H240ZM260 241V240H259ZM134 242V241H133ZM133 242H132V244H133ZM137 244L139 243V242H137V241H135ZM173 242H175V244L173 243ZM236 244H235V243ZM254 242V241H253ZM256 242V241H255ZM135 243V244H136ZM179 243V244H178ZM188 243V244H187ZM234 243V244H233ZM259 243V242H258ZM262 243V242H261ZM34 244V243H33ZM44 244V243H43ZM123 244H124V246H123ZM136 244V245H137ZM140 244L141 245H144V244H142L141 242H140ZM162 244H163V246H162ZM191 244H193L192 246H191ZM198 244V245H197ZM232 244L233 245H235V246H232ZM36 245V244H35ZM41 245H38V247H37V249L39 248V246L41 247ZM134 245V244H133ZM194 245H195V247H194ZM200 245V246H199ZM236 245H238L237 247H236ZM249 245V244H248ZM257 245V244H256ZM261 245V244H260ZM262 245H264V244H262ZM130 246L132 247V245H131V243H130ZM135 246V245H134ZM133 246V247H134ZM196 246H197V248H196ZM201 246V247H202ZM216 246V248H218V249H220V247H217ZM23 247H21V248H23ZM128 247L129 246H127V250H128ZM136 247V250L134 249L133 251H134V253L137 251V249H138V245L137 246H135ZM142 247V246H141ZM140 246H139V250H141L140 248H141ZM146 248L147 247V245H144L143 246V248ZM181 246H179V248H180ZM234 247H236V248H239L240 250L238 251L237 249H235ZM245 248H247L246 246H244ZM260 247V246H259ZM130 248V247H129ZM142 248V249H143ZM194 248V249H193ZM215 247L214 248H212V249H216ZM231 248H234V249H231ZM251 248V247H250ZM35 249H36V247H35ZM39 249H41V248H39ZM124 249V250H123ZM147 249V248H146ZM196 249V250H195ZM198 249V250H197ZM202 249V248H201ZM228 249V250H227ZM230 249V250H229ZM248 249V248H247ZM260 249V248H259ZM11 250V249H10ZM15 250H16V248H15ZM17 250H18V248H17ZM23 250H24V248H23ZM138 250V251H139ZM184 250H185V252H184ZM188 250V251H187ZM234 250H237L238 252H237V254H238V257H237V259H236V257L235 256H237L236 255V251H234ZM245 250V249H244ZM244 250L242 251V252H244ZM19 251V250H18ZM27 251H28V249H27ZM144 251H141V253L142 252H144ZM178 251H179V249L176 251L177 252V254H178ZM203 251V249L201 250V252ZM217 251V250H216ZM225 251V252H224ZM262 251H264V250H262ZM37 252V251H36ZM130 252H131V249H130ZM199 252V253H198ZM204 252H206V250H204L202 253H203V255L205 254ZM211 252H213V251H211ZM1 253V252H0ZM22 253V252H21ZM129 253V252H128ZM127 253V255H129ZM139 253V252H138ZM167 253V254H166ZM182 252L180 251V254H181ZM195 253V254H196ZM207 253V252H206ZM246 253H247V250H246ZM9 254V253H8ZM14 254V253H13ZM36 254V253H35ZM40 254V253H39ZM69 254V256L70 255H72L71 257H66L67 255ZM137 254V253H136ZM143 254V253H142ZM142 254H138V257H140V255H142ZM165 254H166V257H165ZM172 254V253H171ZM211 254V253H210ZM213 254V253H212ZM218 254H220V255H218ZM132 255H134V254H132ZM179 255V254H178ZM194 254H192L191 255V257H189V258H192V260L194 261V260H197L198 261V259L196 258V259H193V258H195V255L193 256ZM216 255H214L215 257H217ZM223 255V256H222ZM252 255V254H251ZM5 256V255H4ZM12 256H14V255H12ZM18 256V255H17ZM33 256V255H32ZM31 256V257H32ZM125 256H126V254H124L123 255V257L125 258ZM193 256V257H192ZM205 256V255H204ZM234 256V257H233ZM3 257V256H2ZM36 257V256H35ZM43 257V256H42ZM143 257H145V256H143ZM182 257V256H181ZM232 257H233V259H232ZM241 258L243 257L244 258V256H240ZM16 258V257H15ZM161 259H162V257H160ZM169 258H172L171 257V255H170V257ZM178 258V257H177ZM188 258V257H187ZM188 258V260H190ZM202 259H201V261H200V259H199V261H198V263H203V261H205L204 260V258L205 257H201ZM208 258H210V256L208 257ZM218 258V257H217ZM5 259H6V257H5ZM37 259V258H36ZM143 259V258H142ZM184 259V258H183ZM182 259V260H183ZM39 260V259H38ZM141 260V259H140ZM143 260H145L146 261V259L144 258ZM142 260V261H143ZM150 260V259H149ZM148 260V261H149ZM154 260V261H155ZM170 260V261H169ZM179 260V259H178ZM186 259H184L183 261H181V259L179 260V261H181V262H184ZM191 260V261H192ZM207 260V259H206ZM221 260H224L225 261V256H224V259L222 258V259H219L218 258V261H221ZM242 260V259H241ZM172 261H173V259H172ZM175 261V260H174ZM196 261V262H197ZM210 261V259L207 261V262H209ZM224 261H221L223 264H224ZM227 262V263H229V264H231V263H233V262ZM0 262H2L1 261V257H0ZM8 262V261H7ZM33 262V261H32ZM41 262V263H42ZM158 262V261H157ZM164 262V263H165ZM180 262V263H181ZM195 262V261H194ZM206 262V263H207ZM220 262V263H221ZM4 263V261L2 262V264ZM30 263V262H29ZM28 263V264H29ZM138 262H136V264H137ZM142 262L140 261L139 262V264H141ZM159 263V262H158ZM158 263H156V264H158ZM168 263V264H169ZM177 263H178V261H177ZM176 263V264H177ZM198 263H195V264H198ZM205 263V262H204ZM212 263V262H211ZM215 264L217 263V264H220V263H218V262H214ZM221 263V264H222ZM1 264V263H0ZM6 264V263H5ZM160 264V263H159ZM166 264V263H165ZM225 264H226V262H225ZM234 264V263H233Z\"/></svg>",
	"mask_w": 264,
	"mask_h": 264
},
{
	"label": "built area",
	"instance_id": "obj_3",
	"mask_svg": "<svg viewBox=\"0 0 264 264\" xmlns=\"http://www.w3.org/2000/svg\"><path fill=\"white\" fill-rule=\"evenodd\" d=\"M264 65V63H262ZM232 121L229 118H222L216 126L210 131L212 139H219L222 136V132H227L231 128Z\"/></svg>",
	"mask_w": 264,
	"mask_h": 264
}]
</instances>
